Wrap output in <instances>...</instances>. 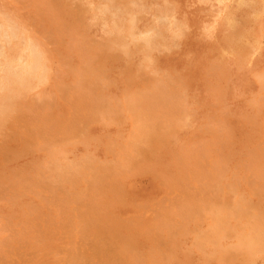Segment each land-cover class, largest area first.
Wrapping results in <instances>:
<instances>
[{
    "label": "rangeland",
    "instance_id": "374dc122",
    "mask_svg": "<svg viewBox=\"0 0 264 264\" xmlns=\"http://www.w3.org/2000/svg\"><path fill=\"white\" fill-rule=\"evenodd\" d=\"M25 1H26V3H25ZM87 1L88 2H86L85 0H34V1L33 0H19V1H17V0H12V1L11 0H1V2H0V17H1L0 21H2L3 19H4L3 21H7L9 19L8 21H11V22L15 23L16 25H18L19 34H21V35L23 34L24 36L28 35L27 37L31 36L30 38L34 37L33 39H35V41L38 44L40 42L41 45L39 44V46L40 47L42 46L41 49L43 50V52H45L44 56L46 55L44 57V59H45L44 61H45L46 67H47L46 68V76H45L46 79L44 78L41 82H39L37 87L22 88L19 92L12 93L9 97H7L8 95L5 96L4 94L0 95V104L3 102V105L0 107V109H1L0 110V121H1L0 122V128H1L0 129V137H1L0 138V186H1L0 187V192H1L0 193V196H1V198H0V206H1L0 207V230H1L0 231V236H1L0 237V249L1 250L0 251H2V252H0V254L2 253L0 255V264H2V263L3 264H14V263L15 264H81V263L82 264H102V263L103 264H116V263L117 264L118 263L119 264H125V263L129 264V262H130V264H149V263L150 264H159L160 262H161L160 264H210V263L211 264H222V263L223 264H242V263L243 264H250V263L251 264H258V263L262 264V262L264 264V258H263L264 257V254H263L264 253V242L262 245L258 244V246L254 249H247V248H244V247L237 245V240H238L239 235L245 237L248 233L251 232V230L254 227H257V226H262L264 228V209H263V207H264V184H262V183H264V162H263L264 160H262V159H264L263 158L264 157V140H263L264 134H262V133H264L263 132L264 130H262V129H264V126H263L264 125V123H263L264 122V118H263L264 117V108H262V107H264V47H263L264 46V44H263L264 43V0H251V1L250 0H241V1L240 0H223V1L222 0H213V1L212 0H165L166 2L164 0L163 1L162 0H158V1L157 0H144V1L143 0H134V1L133 0H117V1L116 0H113V1L112 0H97V2L95 0H87ZM89 1H90V3H89ZM242 1H244V2H242ZM20 2L22 3V5ZM16 3H17V5H15ZM40 3H42V5ZM47 3H48V5H47ZM248 4H251V5H248ZM187 5H189V6H187ZM52 6H53V8H52ZM127 6H130V7L127 9ZM6 7H8V8H6ZM33 7H36V8H33ZM92 7L93 8L95 7V8L93 9ZM250 7H251V9H250ZM17 8L19 9V11ZM26 8H27V11L25 10ZM120 8H122V10ZM50 9H52V10H50ZM58 9H60V10H58ZM129 9H130V11H129ZM139 9H140V11H139ZM157 9H158V11H157ZM136 10H137V12H136ZM252 10H253V12H252ZM153 11L156 12V15H155V12H153ZM94 12H96V13H94ZM112 12H115V14L112 15L113 14ZM132 12H134L136 15V23L135 24H136L137 30L138 29L139 30L150 29L151 33L156 36L155 37L153 35V37H152L153 39L151 40V42L148 46H146L141 41H138V40L135 41V39L133 41V38L128 34L129 32H127L128 31L127 29L130 25V22L128 24L127 21H129L130 13H132ZM215 12H217V13H215ZM15 13H17V14H15ZM35 13H36V15H35ZM42 13H44V14H42ZM10 14L16 20H14L10 16ZM243 14L244 15L246 14V15L244 16ZM3 15H5V16H3ZM66 15H68V17ZM91 16H92V18H91ZM2 17H4V18H2ZM104 17H105V19H103ZM118 17H120V18H118ZM156 17H157V20H156ZM248 17L249 18L251 17V18L249 19ZM176 18L178 19V21ZM240 18H241V20H240ZM122 19L123 20L125 19V20L123 21ZM246 19H248V21ZM92 20L94 21V23ZM181 20H183V21H181ZM231 20H233L235 22H231ZM107 22H109V23H107ZM112 22H114V23H112ZM177 22H179V23H177ZM31 23H33V24H31ZM125 23H127V24H125ZM164 23H165V25H164ZM166 23H167V25H166ZM108 24L119 25L120 30H118V31L115 30L114 32H111L110 31V25H108ZM216 24H218V25H216ZM231 24H233V25H231ZM54 25L55 26L57 25V26L55 27ZM104 25L106 27H102ZM148 25H149V27H148ZM166 26H167V28H166ZM206 26H208V27H206ZM230 26L232 28H230ZM245 27H246V29H245ZM159 28L160 29L163 28V30L162 29L160 30ZM184 28H185V30H184ZM82 29H83V31H81ZM98 29H100V30H98ZM168 29H171V31ZM248 30H249V32H248ZM213 32H215V33H213ZM222 32H224V33H222ZM227 32H228V34H226ZM103 33H105V34H103ZM107 33H108V35H107ZM157 33L160 35H158ZM232 33H233V35H232ZM242 34H243V37H242ZM59 36H61V37H59ZM68 36H69V38H68ZM159 36H162V37L160 38ZM197 36H199V37H197ZM42 38L45 41L42 40ZM88 38L89 39L93 38L92 39L93 41L89 40ZM223 38H224V40H223ZM179 39H180V41H179L180 43L177 41ZM41 40H42V42H41ZM46 40L49 43H47ZM99 40H100V43H99ZM87 41H88V43H87ZM96 41H98V42H96ZM157 41H159V42H157ZM160 42H162V43H160ZM97 43L102 47L97 45ZM112 43H114V44H112ZM242 43H245V44L242 45ZM48 44H51L52 46L48 45ZM101 44H103V45H101ZM116 44L119 46H117ZM121 44L123 46H121ZM132 44H133V46H132ZM138 44H140V45H138ZM227 44H229V45H227ZM124 45L126 48H124ZM160 45H163V46H160ZM87 46H89V47H87ZM120 46H121V48H119ZM140 46H142V48ZM167 46H169V47H167ZM18 47L20 48V46H17V45H15V47L13 46L12 49H10L11 52L16 53V51L19 50ZM109 47H110V50L108 49ZM143 47H145V48H143ZM158 47L160 50L158 49ZM257 47H258V49H256ZM95 48H97V49H95ZM230 48H233L232 50L235 49L236 51L234 50L232 52V50ZM101 49H102V51H101ZM117 49L118 50L120 49V50L118 51ZM136 49H137V51H136ZM139 49H141V50H139ZM157 49L159 51H156ZM175 51H177V52H175ZM144 52H146L147 54ZM158 52H160V53H158ZM124 53L125 54L128 53V54L125 55ZM140 53L143 55L141 56ZM217 53H218V55H217ZM131 54H132V56H131ZM109 55H110V57H109ZM115 55H117V56H115ZM262 55H263V57H262ZM55 56H56V58H55ZM173 56H175V57H173ZM138 57H140V58H138ZM152 57H154V58H152ZM145 58L146 59L148 58V59L146 60ZM150 58H151V60H150ZM208 58H209V60H208ZM249 58H251V59H249ZM77 59H79V60H77ZM231 59H233V60H231ZM192 60H193V62H192ZM234 60L235 61L237 60V61L235 62ZM151 61H153V62H151ZM187 63H189V64H187ZM54 64H55V66H54ZM127 64H128V66H127ZM192 65H193V67H192ZM67 66H68V68H67ZM163 66H165V67H163ZM122 67H124V68H122ZM253 67H254V69H253ZM259 67L261 69H259ZM105 69H106V71H105ZM132 69H133V71H132ZM164 69H165V71H164ZM146 70H147V72H146ZM166 70H168V72ZM170 70H171V72H170ZM208 70H211V71L209 72ZM83 71H84V73H83ZM68 72H70V73H68ZM192 72H193V74H192ZM73 75H74V77H73ZM113 75L115 77H113ZM189 75H190V77H189ZM54 76H56V77H54ZM166 76H167V78H166ZM220 76H222V77H220ZM158 77H160V78H158ZM191 78H192V80L190 81L189 79H191ZM213 79L215 82L213 81ZM115 80H117V81H115ZM252 80H254V81H252ZM148 81H150V83ZM187 81H189V83ZM70 82L72 85H70ZM80 82H81V84H80ZM92 82H94V83H92ZM209 82H210V85H209ZM48 84H50V85H48ZM57 84H59V85H57ZM181 84H182V87H181ZM97 85L99 87H97ZM194 85H196V86H194ZM49 86H50V88H49ZM103 86H105V87H103ZM237 86H238V88H237ZM55 87H56V89H55ZM79 87H81V89ZM88 87H89V89H88ZM153 87H154V89H153ZM208 87H210V88H208ZM36 88H37V90H35ZM100 88H102V89H100ZM121 88H123V89H121ZM155 88L158 89V91ZM62 89H64V90H62ZM65 89H67V90L65 91ZM251 89H252V91H251ZM68 90H69V92L71 91L73 94L69 93ZM79 90H80V92H79ZM90 90H91V92H90ZM116 91H118V92H116ZM58 92L61 94H58ZM137 92H139V93H137ZM146 92L149 94H147ZM162 92H164V93H162ZM212 92H213V94H212ZM248 92H249V94H248ZM66 93H67L68 97H66ZM195 93H197V94H195ZM216 93H217V95H215ZM244 93H246V95ZM109 94H111V96ZM205 94H207V95L205 96ZM161 95H162V97H161ZM165 95H166V98H165ZM60 96H62V97H60ZM125 96H126V98H125ZM187 96H188V98H187ZM31 97H34V98H31ZM51 97H52V99H51ZM43 98H44V100H43ZM171 98H173V99H171ZM5 99H7V100H5ZM11 99H13V100H11ZM188 99H190V100H188ZM191 100H193V101H191ZM46 101H48V103ZM58 101H59V103H58ZM62 101H63V103H62ZM67 101H69L70 103ZM184 101L186 103H184ZM87 102H89V103H87ZM100 102H102V104ZM108 102H110L109 103L110 105L108 104ZM113 102H114V104H113ZM162 102L163 103L165 102V103L162 104ZM191 102L193 105L191 104ZM115 103H117V104H115ZM141 103H143V105H141ZM152 103L155 105H153ZM36 104H38V106ZM51 104H52V106L50 108ZM126 104H128L129 106ZM145 104H148V105H145ZM221 104L223 105V107ZM65 105H67V107ZM130 105H131V107H130ZM215 105L217 107H215ZM30 106L32 107V109ZM91 106H94V107H91ZM103 106H104V109H103ZM141 106H142V108H141ZM150 106H154V108L150 107ZM40 107L42 108V110ZM58 107H61V108L59 109ZM126 107H127V109H126ZM160 107H162V108L160 109ZM244 107H245V109H244ZM66 108H68V109H66ZM222 108H224V109H222ZM18 109H19V111H18ZM153 109H155V110H153ZM45 110H46V112H45ZM93 110H95V111H93ZM102 111L106 112V114ZM109 111L111 112V114ZM144 111H146V112H144ZM1 112H3V113H1ZM228 112H230V114ZM257 112H258V114H257ZM46 113H48V115H46ZM78 113H80V114H78ZM145 113L149 114V115H146ZM92 114L94 116H92ZM97 114H99V116ZM159 114H161V115L159 116ZM88 115H89V117H88ZM106 115H107V117H106ZM145 115H146V117H145ZM192 115H193V118L191 117ZM77 116H78V118H77ZM136 116L139 118H137ZM80 117H82V118H80ZM99 117H101V118H99ZM151 117L152 118L154 117L153 119L155 122L153 121V119ZM56 118H57V120L55 121ZM93 118L95 119V121L93 120ZM102 118H103V120H102ZM262 118H263V121H262ZM44 119H45V121H44ZM77 119H78V122H77ZM96 119H98V120H96ZM104 119H105V121H104ZM111 119H113V120H111ZM142 119H143V121H142ZM164 119H166V121ZM40 120L43 123H41ZM109 120H111V121H109ZM138 120H140L141 122ZM85 121H86V123H85ZM106 121H109V122H106ZM171 121H173L174 123ZM232 121H234V122H232ZM245 121H246V123H245ZM118 122H119V124H118ZM181 122H183V124ZM196 122L197 123L199 122V123L197 124ZM103 123H104V125H103ZM147 123H148V125H150L151 130H149L150 127L147 125ZM227 123H228V125H227ZM129 124L132 127H130ZM138 124H140V125H138ZM56 125H57V128H56ZM116 126H117V128H116ZM119 126L120 127L124 126V127H121L122 128L121 129ZM140 126H142V128H139ZM184 126L186 128L188 126L189 127L186 130V128ZM198 126H199V129H198ZM215 126H217V127H215ZM225 127H226V129H225ZM227 127H229V128H227ZM136 128H138V130ZM146 129L148 130L147 133H143V132H146ZM120 130H124V131H120ZM193 130H195L196 132ZM198 130L199 131L201 130L204 133L201 131L198 132ZM49 131H51V132H49ZM61 131H62V133H61ZM83 132H84L85 136H84ZM108 132H111V133H109V135H108ZM131 132H132V134H131ZM37 133L39 134L38 136L35 135ZM140 133H141V136L139 135ZM1 134H2V136H1ZM28 134H30V135H28ZM54 134H56V135H54ZM96 134L99 136H97ZM179 134H180V137H179ZM196 134L198 135V137ZM211 134H214V135H211ZM58 135L61 137H59ZM51 136L54 138H52ZM64 136H65V138H64ZM92 136H94V137H92ZM110 136H112L114 139ZM139 136H140V138H139ZM152 136H154V137H152ZM66 137H67V139H66ZM73 137H75V138H73ZM83 137H85V138L83 139ZM99 137H102V138L99 139ZM228 137L230 140L228 139ZM115 138H117V139H115ZM188 138H189V140H188ZM57 139H58V141H57ZM109 139L112 141H110ZM118 139H120L121 141H119ZM135 139H137V140H135ZM154 139L158 140V141H155ZM15 140H17V141H15ZM28 140H30V141H28ZM107 140H108V142H107ZM236 140H238V141H236ZM35 141H36V143H33ZM104 141L106 142V144ZM113 141L116 143H114ZM15 142H16V144H15ZM158 142L161 144H159ZM173 142H175V143H173ZM177 142H178V144H177ZM61 143L67 147H65V146L63 147V145L61 146ZM79 143H81V144H79ZM84 143H85V145H84ZM117 143L119 145L122 144L121 146H124V147L119 146ZM209 143H210V145H209ZM94 144H96V145H94ZM129 144H130V146H129ZM140 144L142 145V147L140 146ZM154 144L155 145L157 144L156 145L157 147ZM173 144H175V145H173ZM52 145H53V147H52ZM56 145H57V147H56ZM172 145H173V147H172ZM226 145L228 147H226ZM254 145H255V147H254ZM26 146H28V147H26ZM143 146H145V147H143ZM73 147L75 148V150ZM114 147H115V149H117V151L114 149ZM252 147H253V149H252ZM26 148H28V149H26ZM53 148H55L54 149L55 151L53 150ZM130 148H132V151ZM21 149H22V152H21ZM30 149H31V151H30ZM45 149L46 150L48 149V150L46 151ZM57 149H58V151H57ZM123 149H124V151H123ZM212 149H213V151H212ZM257 149H258V151L260 149V151L258 152ZM59 150L62 152H60ZM150 150H152V152ZM108 151H110V152H108ZM134 151L136 154L133 153ZM234 151H235V154H234ZM246 151H248V152H246ZM24 152L26 155L24 154ZM52 152H53V154H52ZM59 152L61 154H59ZM124 152H126V153H124ZM174 152L176 153V155ZM239 152H240V156H239ZM113 153H114V155H113ZM128 153L130 154V156L128 155ZM151 153H152V155H151L152 157L150 156ZM198 153H200V154L198 155ZM206 153H207V155H206ZM21 154H22V156H21ZM49 154H50V156H49ZM116 154H117V158H116ZM124 154H125V156H123ZM164 155H165V157H164ZM242 155H244V156L242 157ZM38 156H40V157H38ZM64 156L67 158H65ZM127 156H128V158H126ZM132 156H133V158H132ZM134 156H136V157H134ZM188 156H189V158H188ZM193 156H194V158H193ZM234 156H235V158H234ZM260 157H262V158H260ZM51 158H52V160H51ZM105 158H107L108 160H105ZM121 159H123L124 161ZM171 159L172 160L174 159V160L171 161ZM191 159H193V160H191ZM195 159H196V161H195ZM82 160L85 162L83 163ZM86 160H88V161H86ZM115 160H116V162H115ZM117 160L119 161V163H117L118 162ZM126 160H128V161H126ZM167 160L171 161L172 163L167 161ZM176 160H178V161H176ZM233 160H235V162ZM14 161H15V163H13ZM46 161H47L48 165L45 164ZM121 161H123V163ZM185 161H186V163H185ZM21 162L22 163L24 162V163L22 164ZM71 162H72V164L74 163L73 164L74 166L71 164ZM141 162H143V163H141ZM187 162H188V166H187ZM241 162H242V164H241ZM10 163H11V165H10ZM86 163H88V165ZM161 164H163V165H161ZM41 165L43 167H41ZM58 165H60V167ZM83 165L85 168L83 167ZM66 166H68L69 168L68 167L66 168ZM129 166H131V167H129ZM181 166L182 167L184 166V167L182 168ZM232 166H234V167H232ZM237 166L238 167L240 166L241 169H240V167L238 168ZM5 167H7L8 169H6ZM73 167H74V169H73ZM81 167H82V169H81ZM86 167L88 168V170ZM101 167H103V169ZM120 167H122V169ZM125 168H127L128 171ZM235 168H236V171H235ZM19 169L21 172L19 171ZM54 169H55V171H54ZM105 169H107V171ZM150 169H152L151 171H153L155 173L151 172ZM155 169H157V170H155ZM28 170H29V172H28ZM66 170L70 171L71 173L68 171L66 172ZM39 171H40V173H38ZM103 171H105V172H103ZM114 171L117 172L118 176H117L116 172H114ZM231 171H232V173H231ZM45 172H46V174H45ZM91 172H92V174H91ZM121 172L122 173L124 172L123 174L125 176ZM177 172H179V173H177ZM58 173H60V174L58 175ZM54 174H56V175H54ZM62 174H66V175L64 176ZM111 174L113 177L111 176ZM33 175H35V176H33ZM83 175H84V177H83ZM88 176H90V177H88ZM145 176H147V177H145ZM148 176H151V177H148ZM37 177H38V179H37ZM41 177H42V179H41ZM71 177H73V178L71 179ZM233 177H235V178H233ZM52 178L55 181L52 180ZM79 178H80V180H79ZM48 179H50V180H48ZM56 179H59V180H56ZM76 179H77V181H76ZM95 179L97 181H94ZM146 179H148V180H146ZM215 179H217V180H215ZM116 181H118V182H116ZM40 182H42V183H40ZM47 182H49V183H47ZM86 182H87V184H86ZM176 182L178 184H176ZM246 182H248V183H246ZM249 182H250V184H249ZM32 183H34V185ZM56 183H58V184H56ZM238 183H239V186H238ZM52 184H54L53 187H52ZM116 184H118V186ZM144 184H147V185H144ZM12 185H13V187H12ZM170 185H171V187L169 188L168 186H170ZM248 185H249L250 190L248 189ZM78 186H80V187H78ZM159 186H160V188H159ZM87 187H88V189H87ZM165 187H166V189H165ZM16 188H18V189H16ZM24 189H26V190H24ZM104 189L107 190V192ZM252 189H254V190H252ZM5 190H6V192H5ZM28 190H29V192H28ZM60 190H63L64 192H62V191L60 192ZM101 190H103V191H101ZM109 190H110V192H109ZM112 190H114V192H111ZM209 190H210V193L212 192V195L209 193ZM214 190H216V191H214ZM67 191H68V196H67ZM179 191L182 193H180ZM183 191H185V193ZM125 192H127V193L124 194ZM70 193H72V194H70ZM23 194H24L26 200L24 199ZM72 195H74V196H72ZM169 195H171V196H169ZM210 195L212 197H210ZM253 195L256 197H254ZM105 196H106V198H105ZM110 196H114V197L112 198ZM227 196L229 198H227ZM76 197H77V199H76ZM118 197L121 200H119ZM3 198H5V199H3ZM98 198H99V200H98ZM194 198H195V200H193ZM1 200H3V201L1 202ZM64 200H66V201H64ZM75 200H76V202H75ZM143 200H144V202H142ZM103 201H105V202H103ZM140 201H141V203H140ZM82 202L83 203L85 202V204H83ZM155 202L157 203L156 205H155ZM249 202H250V204H249ZM88 203H90V204H88ZM135 203H137V205ZM256 203L258 205H256ZM19 204H21V207H19L20 206ZM169 204H171V205H169ZM220 204L222 206H220ZM53 205H55V206H53ZM166 205H168V207ZM201 205L202 206L204 205V206L202 207ZM262 205H263V207H261ZM69 206H70V208H69ZM104 206H107V207H104ZM195 207H197V208H195ZM227 207H229V209H227ZM5 208H7V209H5ZM8 208H10V209L8 210ZM158 208H159V210H158ZM161 208L162 209L164 208L165 210H162ZM220 208L221 209L223 208V209L221 210ZM103 209H104V211H103ZM219 209L221 210V212ZM17 210H18V212H17ZM76 210H77V212H76ZM210 210L212 211V213ZM239 210H243V211L240 212ZM57 211H59L60 215L58 214ZM118 211H120V213ZM171 211H172V213H171ZM193 211H195V212L193 213ZM202 211H203V213H202ZM1 212H3V213H1ZM93 212H95V214ZM105 212H107V214ZM166 212H168V213H166ZM197 212H198V214H196ZM62 213H64V214H62ZM170 213H171V215H170ZM219 213H221L222 218L219 215ZM232 213H234L233 214L234 216L232 215ZM44 214H45V216H44ZM66 214H67V216H66ZM101 214H103V215H101ZM127 214H129V215H127ZM132 214H135V215H132ZM208 214H210V215H208ZM223 214H224V216H223ZM33 215L35 218L33 217ZM117 215H118V217H117ZM143 215H144V217H143ZM198 215H199V218H198ZM132 216H133V219H132ZM135 216H136V218H135ZM107 217H109V218H107ZM110 217H113V218L110 219ZM39 218L42 219L43 221L40 220ZM88 218H90L91 220H89ZM150 218H153V219L150 220ZM187 218H188V220H187ZM22 219H24V220H22ZM108 219H110V221ZM137 219L139 220V222L137 221ZM214 219L217 220L216 221L217 224H216ZM5 220H7V221H5ZM57 220H59V221H57ZM120 220H121V222H120ZM126 220H129L131 224L129 223V221H127L128 222L127 223ZM44 221H46V222H44ZM68 221L70 222L71 227L69 226ZM145 221L146 222L148 221L147 223L149 225ZM150 221L152 224L150 223ZM165 221H166V223H165ZM116 222H117V225L115 224ZM233 223H235V224H233ZM49 224H50V226H49ZM99 224L101 227L99 226ZM124 224H125V226L127 225V227H125ZM140 224H142V225H140ZM236 224H237V226H236ZM52 225H54V226H52ZM56 225H58L59 227ZM227 225H228V227H227ZM107 226H110V227H107ZM2 227H3L4 231L2 230ZM21 227H22V229H21ZM27 227H29V229H27ZM54 227L56 230H54ZM63 227H64V229H63ZM102 227L104 230L102 229ZM139 227H140V229H139ZM145 227H146V230H145ZM149 227H150V229H149ZM230 227H231V229H230ZM234 227H235V229H234ZM239 227H240V229H239ZM245 227H246V229H245ZM116 229L118 230V232L116 231ZM152 229H154V230H152ZM243 229H244V231H243ZM20 230L23 231V233ZM28 230H29V232H28ZM74 230H76V231H74ZM119 230H120V232H119ZM139 230L141 231V234H140ZM208 230H210V231H208ZM245 230H247V231H245ZM71 231H72V233H71ZM145 231H147V232L145 233ZM182 231H183V233H182ZM26 232H28V233H26ZM60 233L63 235H61ZM86 233L88 236H86ZM122 233H124V234H122ZM129 233H130V235H129ZM151 233L152 234L154 233L153 236ZM165 233H167V234H165ZM170 233H171V235H170ZM185 233H187V234H185ZM243 233H245V234H243ZM48 234H49V236H48ZM144 234H145L146 238L144 237ZM23 235H25L24 238L22 237ZM117 235H118V238H117ZM133 235L135 237H133ZM183 235L185 236V239H184ZM193 235H195L196 241H195V237ZM201 235H202V237H201ZM66 236L68 237V239ZM120 236H121V238H119ZM126 236H128V237H126ZM172 236H174V237H172ZM4 237H6V238H4ZM129 237H130V239H129ZM15 238H18V239L16 240ZM28 238H29V240H28ZM22 239H24V240L21 241ZM98 239H99V241L97 242ZM60 240L62 241V243ZM18 241H20V243ZM25 241H26V244H25ZM58 241H59V243H58ZM63 241H64V243H63ZM83 242H85V243H83ZM217 242H219V243H217ZM47 243H49V244H47ZM54 243H56V244H54ZM169 243H170V245H169ZM223 243H224V245H223ZM148 244H149V246H148ZM209 244H211L212 246ZM35 245L37 247H35ZM39 245H42V246H39ZM52 245H54L55 247ZM122 245H123V247H122ZM190 247H191V249H190ZM212 247H213V249H212ZM106 248H107V250H106ZM123 248H125V249H123ZM164 248H165V250H164ZM258 248H260V249H258ZM13 249H14V251H13ZM94 249H95V251H94ZM149 249H151V250H149ZM17 251H18V253H17ZM182 251H184V252H182ZM207 251H209V252H207ZM7 253H9V254H7ZM35 253H37V254H35ZM146 253H148L147 257H146V255H147ZM189 253H190V255H189ZM74 254H77V255H74ZM219 254L221 256H219ZM101 255H103V256H101ZM6 256H9V258ZM143 256L146 258L145 260L147 262L149 260L150 261L147 263L144 260ZM152 256H154V257H152ZM190 256L192 258L194 257V259L196 261L194 259H192ZM10 257H12V259ZM17 257H18V259H17ZM70 257H71V259H70ZM75 257H77V259ZM96 257H97V259H96ZM223 257H224V259H223ZM260 257H261V259H259ZM79 258H80V260H79ZM115 258H116V260H115ZM134 258H135V260H134ZM186 258H188V259H186ZM200 258H201V260H200ZM20 259H21V261H20ZM109 259H111V260H109ZM131 259H132V261H131ZM86 260H88V261H86ZM90 260H91V262H90ZM114 260H115V262H114ZM152 260H153V262H152ZM238 260H239V262H238ZM58 262H60V263H58ZM193 262H195V263H193Z\"/></svg>",
    "mask_w": 264,
    "mask_h": 264
},
{
    "label": "bare ground",
    "instance_id": "6f19581e",
    "mask_svg": "<svg viewBox=\"0 0 264 264\" xmlns=\"http://www.w3.org/2000/svg\"><path fill=\"white\" fill-rule=\"evenodd\" d=\"M12 1V0H11ZM17 1H19V0H17ZM34 1V0H33ZM86 2H88L87 0H85ZM96 2H97V0H95ZM113 1V0H112ZM117 1V0H116ZM134 1V0H133ZM144 1V0H143ZM158 1V0H157ZM163 1V0H162ZM165 1V0H164ZM213 1V0H212ZM223 1V0H222ZM241 1V0H240ZM251 1V0H250ZM0 2H1V0H0ZM59 2V1H58ZM65 2V1H64ZM63 2V3H64ZM75 2V1H74ZM120 2V1H119ZM151 2V1H150ZM161 2V1H160ZM166 2V1H165ZM205 2V1H204ZM242 2H244V1H242ZM241 2V3H242ZM12 3V2H11ZM21 3V2H20ZM25 3H26V1H25ZM66 3V2H65ZM68 3V2H67ZM71 3V2H70ZM85 3V2H84ZM89 3H90V1H89ZM108 3V2H107ZM140 3V2H139ZM138 3V4H139ZM144 3V2H143ZM147 3V2H146ZM168 3V2H167ZM240 3V4H241ZM252 3V2H251ZM3 4V3H2ZM13 4V3H12ZM41 5H42V3H40ZM62 4V3H61ZM73 4V3H72ZM88 4V3H87ZM95 4V3H94ZM114 4V3H113ZM121 4V3H120ZM119 4V5H120ZM128 4V3H127ZM130 4V3H129ZM135 4V3H134ZM169 4V3H168ZM245 4V3H244ZM15 5H17V3L15 4ZM19 5V4H18ZM21 5H22V3H21ZM47 5H48V3H47ZM107 5V4H106ZM118 5V4H117ZM155 5V4H154ZM242 5V4H241ZM248 5H251V4H248ZM255 5V4H254ZM260 5V4H259ZM5 6V5H4ZM9 6V5H8ZM13 6V5H12ZM24 6V5H23ZM34 6V5H33ZM46 6V5H45ZM64 6V5H63ZM77 6V5H76ZM93 6V5H92ZM105 6V5H104ZM132 6V5H131ZM169 6V5H168ZM187 6H189V5H187ZM243 6V5H242ZM262 6V5H261ZM15 7V6H14ZM13 7V8H14ZM47 7V6H46ZM90 7V6H89ZM112 7V6H111ZM130 6H127V9L129 8ZM136 7V6H135ZM162 7V6H161ZM166 7V6H165ZM164 7V8H165ZM252 7V6H251ZM251 7H250V9H251ZM260 7V6H259ZM6 8H8V7H6ZM33 8H36V7H33ZM52 8H53V6H52ZM68 8V7H67ZM93 8V7H92ZM95 8V7H94ZM93 8V9H94ZM123 8V7H122ZM122 8H120L121 10H122ZM147 8V7H146ZM11 9V8H10ZM15 9V8H14ZM18 9V8H17ZM92 9V10H93ZM133 9V8H132ZM143 9V8H142ZM149 9V8H148ZM9 10V9H8ZM16 10V9H15ZM26 11H27V8L25 9ZM46 10V9H45ZM50 10H52V9H50ZM58 10H60V9H58ZM82 10V9H81ZM90 10V9H89ZM99 10V9H98ZM104 10V9H103ZM117 10V9H116ZM125 10V9H124ZM123 10V11H124ZM163 10V9H162ZM161 10V11H162ZM220 10V9H219ZM257 10V9H256ZM11 11V10H10ZM18 11H19V9H18ZM24 11V10H23ZM102 11V10H101ZM100 11V12H101ZM119 11V10H118ZM129 11H130V9H129ZM139 11H140V9H139ZM138 11V12H139ZM157 11H158V9H157ZM244 11V10H243ZM12 12V11H11ZM32 12V11H31ZM58 12V11H57ZM86 12V11H85ZM106 12V11H105ZM121 12V11H120ZM119 12V13H120ZM136 12H137V10H136ZM153 12H155V11H153ZM218 12V11H217ZM217 12H215V13H217ZM252 12H253V10H252ZM251 12V13H252ZM255 12V11H254ZM13 13V12H12ZM23 13V12H22ZM33 13V12H32ZM31 13V14H32ZM61 13V12H60ZM80 13V12H79ZM89 13V12H88ZM94 13H96V12H94ZM113 14L112 15H114L115 14V12H112ZM144 13V12H143ZM148 13V12H147ZM158 13V12H157ZM160 13V12H159ZM168 13V12H167ZM166 13V14H167ZM257 13V12H256ZM15 14H17V13H15ZM29 14V13H28ZM42 14H44V13H42ZM127 14V13H126ZM171 14V13H170ZM9 15V14H8ZM13 15V14H12ZM21 15V14H20ZM34 15V14H33ZM35 15H36V13H35ZM94 15V14H93ZM92 15V16H93ZM111 15V14H110ZM125 15V14H124ZM145 15V14H144ZM155 15H156V12H155ZM159 15V14H158ZM169 15V14H168ZM167 15V16H168ZM175 15V14H174ZM217 15V14H216ZM244 15V14H243ZM242 15V16H243ZM246 15V14H245ZM244 15V16H245ZM250 15V14H249ZM253 15V14H252ZM3 16H5V15H3ZM10 16H11V14H10ZM17 16V15H16ZM39 16V15H38ZM47 16V15H46ZM67 17H68V15H66ZM92 16H91V18H92ZM103 16V15H102ZM151 16V15H150ZM187 16V15H186ZM234 16V15H233ZM255 16V15H254ZM12 17V16H11ZM20 17V16H19ZM23 17V16H22ZM27 17V16H26ZM122 17V16H121ZM128 17V16H127ZM152 17V16H151ZM159 17V16H158ZM164 17V16H163ZM174 17V16H173ZM1 18V17H0ZM2 18H4V17H2ZM13 18V17H12ZM32 18V17H31ZM30 18V19H31ZM49 18V17H48ZM54 18V17H53ZM95 18V17H94ZM101 18V17H100ZM116 18V17H115ZM118 18H120V17H118ZM126 18V17H125ZM209 18V17H208ZM231 18V17H230ZM235 18V17H234ZM249 18V17H248ZM251 18V17H250ZM249 18V19H250ZM256 18V17H255ZM14 19V18H13ZM19 19V18H18ZM26 19V18H25ZM46 19V18H45ZM88 19V18H87ZM96 19V18H95ZM103 19H105V17L103 18ZM108 19V18H107ZM113 19V18H112ZM174 19V18H173ZM177 19V18H176ZM184 19V18H183ZM215 19V18H214ZM236 19V18H235ZM4 20V19H3ZM0 21V95L1 94H4L5 96H7V97H9L12 93H16V92H19L22 88H25V87H37V85L39 84V82H41L44 78H45V76H46V64H45V59H44V57L46 56H44V53L45 52H43V50L41 49V47L39 46V44H40V42H39V44L35 41V39H33L34 37H32V38H30V37H27V36H24L23 34L21 35V34H19V32H18V25H16L15 23H13V22H11V21ZM14 20H16V19H14ZM39 20V19H38ZM59 20V19H58ZM64 20V19H63ZM86 20V19H85ZM117 20V19H116ZM119 20V19H118ZM123 20V19H122ZM125 20V19H124ZM123 20V21H124ZM127 20V19H126ZM156 20H157V17H156ZM160 20V19H159ZM187 20V19H186ZM189 20V19H188ZM212 20V19H211ZM210 20V21H211ZM240 20H241V18H240ZM247 21H248V19H246ZM256 20V19H255ZM18 21V20H17ZM28 21V20H27ZM46 21V20H45ZM67 21V20H66ZM89 21V20H88ZM93 21V20H92ZM91 21V22H92ZM109 21V20H108ZM111 21V20H110ZM115 21V20H114ZM120 21V20H119ZM145 21V20H144ZM143 21V22H144ZM177 21H178V19H177ZM181 21H183V20H181ZM217 21V20H216ZM254 21V20H253ZM104 22V21H103ZM126 22V21H125ZM129 22H130V25H129V27H128V31L127 32H129L128 34L133 38V41H134V39H135V41L136 40H138V41H141L142 43H144L146 46H148L149 44H150V42H151V40L153 39L152 37H153V35L154 34H152L151 33V30L150 29H146V30H137V27H136V15H135V13L134 12H132V13H130V18H129V21H127V23L129 24ZM157 22V21H156ZM171 22V21H170ZM173 22V21H172ZM214 22V21H213ZM231 22H235V21H233V20H231ZM230 22V23H231ZM40 23V22H39ZM59 23V22H58ZM90 23V22H89ZM93 23H94V21H93ZM107 23H109V22H107ZM112 23H114V22H112ZM123 23V22H122ZM127 23H125V24H127ZM139 23V22H138ZM159 23V22H158ZM177 23H179V22H177ZM229 23V24H230ZM18 24V23H17ZM25 24V23H24ZM30 24V23H29ZM31 24H33V23H31ZM62 24V23H61ZM83 24V23H82ZM97 24V23H96ZM102 24V23H101ZM106 24V23H105ZM152 24V23H151ZM157 24V23H156ZM163 24V23H162ZM173 24V23H172ZM50 25V24H49ZM71 25V24H70ZM84 25V24H83ZM86 25V24H85ZM89 25V24H88ZM108 25H110V24H108ZM147 25V24H146ZM159 25V24H158ZM164 25H165V23H164ZM166 25H167V23H166ZM169 25V24H168ZM206 25V24H205ZM216 25H218V24H216ZM231 25H233V24H231ZM248 25V24H247ZM22 26V25H21ZM26 26V25H25ZM40 26V25H39ZM55 26V25H54ZM57 26V25H56ZM55 26V27H56ZM101 26V25H100ZM250 26V25H249ZM248 26V27H249ZM64 27V26H63ZM75 27V26H74ZM102 27H106L105 25L104 26H102ZM148 27H149V25H148ZM160 27V26H159ZM173 27V26H172ZM175 27V26H174ZM206 27H208V26H206ZM205 27V28H206ZM211 27V26H210ZM32 28V27H31ZM65 28V27H64ZM98 28V27H97ZM96 28V29H97ZM101 28V27H100ZM124 28V27H123ZM142 28V27H141ZM153 28V27H152ZM166 28H167V26H166ZM191 28V27H190ZM230 28H232L231 26H230ZM70 29V28H69ZM81 29V28H80ZM94 29V28H93ZM92 29V30H93ZM126 29V28H125ZM154 29V28H153ZM160 29V28H159ZM162 30H163V28H161ZM160 29V30H161ZM188 29V28H187ZM245 29H246V27H245ZM35 30V29H34ZM55 30V29H54ZM78 30V29H77ZM91 30V29H90ZM95 30V29H94ZM98 30H100V29H98ZM103 30V29H102ZM115 30H120V27H119V25H116V24H113V25H110V31L111 32H114ZM159 30V31H160ZM168 30H170L171 31V29H168ZM184 30H185V28H184ZM203 30V29H202ZM209 30V29H208ZM243 30V29H242ZM33 31V30H32ZM40 31V30H39ZM66 31V30H65ZM64 31V32H65ZM79 31V30H78ZM81 31H83V29L81 30ZM86 31V30H85ZM169 31V32H170ZM173 31V30H172ZM178 31V30H177ZM235 31V30H234ZM241 31V30H240ZM28 32V31H27ZM63 32V33H64ZM163 32V31H162ZM166 32V31H165ZM225 32V31H224ZM224 32H222V33H224ZM233 32V31H232ZM242 32V31H241ZM245 32V31H244ZM248 32H249V30H248ZM33 33V32H32ZM31 33V34H32ZM38 33V32H37ZM58 33V32H57ZM89 33V32H88ZM117 33V32H116ZM115 33V34H116ZM160 33V32H159ZM167 33V32H166ZM171 33V32H170ZM205 33V32H204ZM213 33H215V32H213ZM36 34V33H35ZM40 34V33H39ZM52 34V33H51ZM103 34H105V33H103ZM127 34V33H126ZM158 34V33H157ZM162 34V33H161ZM201 34V33H200ZM219 34V33H218ZM226 34H228V32L226 33ZM37 35V34H36ZM65 35V34H64ZM79 35V34H78ZM107 35H108V33H107ZM106 35V36H107ZM158 35H160V34H158ZM187 35V34H186ZM232 35H233V33H232ZM235 35V34H234ZM128 36V35H127ZM129 36V37H130ZM155 36V35H154ZM172 36V35H171ZM170 36V37H171ZM181 36V35H180ZM179 36V37H180ZM210 36V35H209ZM223 36V35H222ZM229 36V35H228ZM256 36V35H255ZM43 37V36H42ZM49 37V36H48ZM59 37H61V36H59ZM67 37V36H66ZM156 37V36H155ZM154 37V38H155ZM160 38L162 37V36H159ZM197 37H199V36H197ZM205 37V36H204ZM242 37H243V34H242ZM241 37V38H242ZM257 37V36H256ZM37 38V37H36ZM68 38H69V36H68ZM99 38V37H98ZM108 38V37H107ZM158 38V37H157ZM172 38V37H171ZM170 38V39H171ZM177 38V37H176ZM222 38V37H221ZM38 39V38H37ZM71 39V38H70ZM89 39V38H88ZM93 39V38H92ZM92 39H89V40H92ZM124 39V38H123ZM131 39V38H130ZM173 39V38H172ZM213 39V38H212ZM233 39V38H232ZM236 39V38H235ZM234 39V40H235ZM238 39V38H237ZM42 40H44L43 38H42ZM42 40H41V42H42ZM48 40V39H47ZM46 40V41H47ZM126 40V39H125ZM160 40V39H159ZM223 40H224V38H223ZM38 41V40H37ZM45 41V40H44ZM43 41V42H44ZM93 41V40H92ZM109 41V40H108ZM107 41V42H108ZM156 41V40H155ZM175 41V40H174ZM178 42L180 41V39L179 40H177ZM228 41V40H227ZM237 41V40H236ZM240 41V40H239ZM244 41V40H243ZM66 42V41H65ZM96 42H98V41H96ZM95 42V43H96ZM110 42V41H109ZM122 42V41H121ZM153 42V41H152ZM157 42H159V41H157ZM165 42V41H164ZM169 42V41H168ZM177 42V43H178ZM224 42V41H223ZM234 42V41H233ZM241 42V41H240ZM245 42V41H244ZM262 42V41H261ZM47 43H49L48 41H47ZM52 43V42H51ZM86 43V42H85ZM87 43H88V41H87ZM99 43H100V40H99ZM136 43V42H135ZM134 43V44H135ZM139 43V42H138ZM155 43V42H154ZM153 43V44H154ZM160 43H162V42H160ZM175 43V42H174ZM180 43V42H179ZM227 43V42H226ZM238 43V42H237ZM236 43V44H237ZM253 43V42H252ZM77 44V43H76ZM110 44V43H109ZM112 44H114V43H112ZM126 44V43H125ZM156 44V43H155ZM167 44V43H166ZM172 44V43H171ZM197 44V43H196ZM234 44V43H233ZM243 44H245V43H242V45ZM264 44V43H263ZM15 45H17V46H20V48L18 47V51H16V53H12L11 52V50L10 49H12V47L14 46L15 47ZM41 45V44H40ZM43 45V44H42ZM47 45V44H46ZM45 45V46H46ZM48 45H51V44H48ZM90 45V44H89ZM97 45H99L98 43H97ZM101 45H103V44H101ZM117 45V44H116ZM128 45V44H127ZM138 45H140V44H138ZM144 45V46H145ZM157 45V44H156ZM227 45H229V44H227ZM52 46V45H51ZM50 46V47H51ZM60 46V45H59ZM93 46V45H92ZM100 46V45H99ZM98 46V47H99ZM117 46H119V45H117ZM121 46H123L122 44H121ZM121 46L119 47V48H121ZM132 46H133V44H132ZM160 46H163V45H160ZM177 46V45H176ZM235 46V45H234ZM240 46V45H239ZM87 47H89V46H87ZM86 47V48H87ZM100 47H102V46H100ZM129 47V46H128ZM141 48H142V46H140ZM167 47H169V46H167ZM249 47V46H248ZM253 47V46H252ZM264 47V46H263ZM91 48V47H90ZM115 48V47H114ZM124 48H126L125 47V45H124ZM143 48H145V47H143ZM235 48V47H234ZM53 49V48H52ZM55 49V48H54ZM85 49V48H84ZM92 49V48H91ZM95 49H97V48H95ZM109 50H110V47L108 48ZM158 49H159V47H158ZM156 50V51H159V50ZM162 49V48H161ZM170 49V48H169ZM231 50L233 49V48H230ZM256 49H258V47L256 48ZM16 50V49H15ZM74 50V49H73ZM89 50V49H88ZM99 50V49H98ZM118 50V49H117ZM120 50V49H119ZM118 50V51H119ZM139 50H141V49H139ZM148 50V49H147ZM177 50V49H176ZM235 50V49H234ZM234 50H232V52L234 51ZM239 50V49H238ZM237 50V51H238ZM54 51V50H53ZM93 51V50H92ZM95 51V50H94ZM101 51H102V49H101ZM116 51V50H115ZM136 51H137V49H136ZM135 51V52H136ZM145 51V50H144ZM166 51V50H165ZM164 51V52H165ZM236 51V50H235ZM247 51V50H246ZM123 52V51H122ZM131 52V51H130ZM175 52H177V51H175ZM190 52V51H189ZM194 52V51H193ZM204 52V51H203ZM55 53V52H54ZM72 53V52H71ZM76 53V52H75ZM99 53V52H98ZM144 53H146V52H144ZM158 53H160V52H158ZM206 53V52H205ZM245 53V52H244ZM253 53V52H252ZM255 53V52H254ZM77 54V53H76ZM97 54V53H96ZM104 54V53H103ZM112 54V53H111ZM125 54V53H124ZM128 54V53H127ZM127 54H125V55H127ZM133 54V53H132ZM132 54H131V56H132ZM137 54V53H136ZM147 54V53H146ZM155 54V53H154ZM153 54V55H154ZM213 54V53H212ZM243 54V53H242ZM107 55V54H106ZM124 55V56H125ZM140 55L142 56L143 54H141L140 53ZM150 55V54H149ZM156 55V54H155ZM184 55V54H183ZM215 55V54H214ZM217 55H218V53H217ZM58 56V55H57ZM103 56V55H102ZM115 56H117V55H115ZM168 56V55H167ZM189 56V55H188ZM191 56V55H190ZM236 56V55H235ZM261 56V55H260ZM68 57V56H67ZM94 57V56H93ZM100 57V56H99ZM109 57H110V55H109ZM114 57V56H113ZM128 57V56H127ZM145 57V56H144ZM150 57V56H149ZM166 57V56H165ZM173 57H175V56H173ZM231 57V56H230ZM237 57V56H236ZM235 57V58H236ZM252 57V56H251ZM262 57H263V55H262ZM55 58H56V56H55ZM61 58V57H60ZM92 58V57H91ZM132 58V57H131ZM138 58H140V57H138ZM152 58H154V57H152ZM190 58V57H189ZM206 58V57H205ZM217 58V57H216ZM215 58V59H216ZM226 58V57H225ZM234 58V59H235ZM76 59V58H75ZM146 59V58H145ZM148 59V58H147ZM146 59V60H147ZM194 59V58H193ZM229 59V58H228ZM249 59H251V58H249ZM55 60V59H54ZM77 60H79V59H77ZM115 60V59H114ZM127 60V59H126ZM130 60V59H129ZM142 60V59H141ZM150 60H151V58H150ZM154 60V59H153ZM208 60H209V58H208ZM221 60V59H220ZM231 60H233V59H231ZM48 61V60H47ZM46 61V62H47ZM57 61V60H56ZM55 61V62H56ZM87 61V60H86ZM85 61V62H86ZM155 61V60H154ZM187 61V60H186ZM213 61V60H212ZM211 61V62H212ZM235 61V60H234ZM237 61V60H236ZM235 61V62H236ZM249 61V60H248ZM58 62V61H57ZM60 62V61H59ZM105 62V61H104ZM118 62V61H117ZM122 62V61H121ZM128 62V61H127ZM145 62V61H144ZM149 62V61H148ZM147 62V63H148ZM151 62H153V61H151ZM192 62H193V60H192ZM191 62V63H192ZM228 62V61H227ZM234 62V63H235ZM263 62V61H262ZM51 63V62H50ZM54 63V62H53ZM108 63V62H107ZM106 63V64H107ZM112 63V62H111ZM116 63V62H115ZM143 63V62H142ZM190 63V64H191ZM209 63V62H208ZM233 63V62H232ZM249 63V62H248ZM49 64V63H48ZM85 64V63H84ZM118 64V63H117ZM126 64V63H125ZM132 64V63H131ZM171 64V63H170ZM187 64H189V63H187ZM215 64V63H214ZM213 64V65H214ZM250 64V63H249ZM256 64V63H255ZM83 65V64H82ZM81 65V66H82ZM157 65V64H156ZM159 65V64H158ZM167 65V64H166ZM180 65V64H179ZM232 65V64H231ZM246 65V64H245ZM252 65V64H251ZM51 66V65H50ZM54 66H55V64H54ZM84 66V65H83ZM87 66V65H86ZM127 66H128V64H127ZM140 66V65H139ZM151 66V65H150ZM173 66V65H172ZM186 66V65H185ZM190 66V65H189ZM206 66V65H205ZM215 66V65H214ZM230 66V65H229ZM257 66V65H256ZM261 66V65H260ZM148 67V66H147ZM152 67V66H151ZM163 67H165V66H163ZM192 67H193V65H192ZM208 67V66H207ZM237 67V66H236ZM249 67V66H248ZM67 68H68V66H67ZM70 68V67H69ZM122 68H124V67H122ZM128 68V67H127ZM180 68V67H179ZM244 68V67H243ZM52 69V68H51ZM139 69V68H138ZM162 69V68H161ZM227 69V68H226ZM247 69V68H246ZM249 69V68H248ZM253 69H254V67H253ZM259 69H261L260 67H259ZM54 70V69H53ZM76 70V69H75ZM122 70V69H121ZM135 70V69H134ZM173 70V69H172ZM176 70V69H175ZM178 70V69H177ZM218 70V69H217ZM224 70V69H223ZM67 71V70H66ZM105 71H106V69H105ZM132 71H133V69H132ZM143 71V70H142ZM164 71H165V69H164ZM167 72H168V70H166ZM183 71V70H182ZM209 72L211 71V70H208ZM251 71V70H250ZM58 72V71H57ZM61 72V71H60ZM79 72V71H78ZM146 72H147V70H146ZM162 72V71H161ZM170 72H171V70H170ZM177 72V71H176ZM219 72V71H218ZM68 73H70V72H68ZM77 73V72H76ZM83 73H84V71H83ZM92 73V72H91ZM127 73V72H126ZM136 73V72H135ZM150 73V72H149ZM153 73V72H152ZM166 73V72H165ZM249 73V72H248ZM55 74V73H54ZM63 74V73H62ZM159 74V73H158ZM163 74V73H162ZM181 74V73H180ZM192 74H193V72H192ZM203 74V73H202ZM207 74V73H206ZM251 74V73H250ZM79 75V74H78ZM161 75V74H160ZM169 75V74H168ZM200 75V74H199ZM205 75V74H204ZM208 75V74H207ZM220 75V74H219ZM233 75V74H232ZM252 75V74H251ZM66 76V75H65ZM72 76V75H71ZM92 76V75H91ZM139 76V75H138ZM159 76V75H158ZM171 76V75H170ZM180 76V75H179ZM231 76V75H230ZM54 77H56V76H54ZM73 77H74V75H73ZM79 77V76H78ZM113 77H115L114 75H113ZM149 77V76H148ZM157 77V76H156ZM163 77V76H162ZM189 77H190V75H189ZM220 77H222V76H220ZM226 77V76H225ZM234 77V76H233ZM51 78V77H50ZM71 78V77H70ZM76 78V77H75ZM158 78H160V77H158ZM165 78V77H164ZM166 78H167V76H166ZM172 78V77H171ZM196 78V77H195ZM203 78V77H202ZM201 78V79H202ZM209 78V77H208ZM214 78V77H213ZM224 78V77H223ZM257 78V77H256ZM46 79V78H45ZM53 79V78H52ZM96 79V78H95ZM98 79V78H97ZM100 79V78H99ZM106 79V78H105ZM110 79V78H109ZM125 79V78H124ZM130 79V78H129ZM154 79V78H153ZM205 79V78H204ZM226 79V78H225ZM224 79V80H225ZM90 80V79H89ZM114 80V79H113ZM174 80V79H173ZM180 80V79H179ZM188 80V79H187ZM190 81L192 80V78L191 79H189ZM50 81V80H49ZM54 81V80H53ZM64 81V80H63ZM74 81V80H73ZM72 81V82H73ZM102 81V80H101ZM106 81V80H105ZM115 81H117V80H115ZM119 81V80H118ZM122 81V80H121ZM134 81V80H133ZM166 81V80H165ZM169 81V80H168ZM199 81V80H198ZM205 81V80H204ZM212 81V80H211ZM213 81H214V79H213ZM229 81V80H228ZM252 81H254V80H252ZM257 81V80H256ZM259 81V80H258ZM44 82V81H43ZM61 82V81H60ZM85 82V81H84ZM95 82V81H94ZM94 82H92V83H94ZM138 82V81H137ZM149 83H150V81H148ZM171 82V81H170ZM177 82V81H176ZM188 83H189V81H187ZM208 82V81H207ZM215 82V81H214ZM54 83V82H53ZM97 83V82H96ZM100 83V82H99ZM118 83V82H117ZM162 83V82H161ZM173 83V82H172ZM219 83V82H218ZM222 83V82H221ZM224 83V82H223ZM233 83V82H232ZM258 83V82H257ZM80 84H81V82H80ZM124 84V83H123ZM153 84V83H152ZM163 84V83H162ZM161 84V85H162ZM42 85V84H41ZM44 85V84H43ZM48 85H50V84H48ZM57 85H59V84H57ZM70 85H72L71 84V82H70ZM74 85V84H73ZM130 85V84H129ZM160 85V86H161ZM173 85V84H172ZM178 85V84H177ZM209 85H210V82H209ZM214 85V84H213ZM225 85V84H224ZM234 85V84H233ZM257 85V84H256ZM45 86V85H44ZM76 86V85H75ZM111 86V85H110ZM158 86V85H157ZM194 86H196V85H194ZM204 86V85H203ZM231 86V85H230ZM251 86V85H250ZM43 87V86H42ZM41 87V88H42ZM77 87V86H76ZM93 87V86H92ZM97 87H99L98 85H97ZM103 87H105V86H103ZM102 87V88H103ZM165 87V86H164ZM169 87V86H168ZM181 87H182V84H181ZM184 87V86H183ZM205 87V86H204ZM203 87V88H204ZM219 87V86H218ZM229 87V86H228ZM257 87V86H256ZM39 88V87H38ZM40 88V89H41ZM49 88H50V86H49ZM65 88V87H64ZM67 88V87H66ZM71 88V87H70ZM74 88V87H73ZM80 89H81V87H79ZM95 88V87H94ZM102 88H100V89H102ZM151 88V87H150ZM158 88V87H157ZM161 88V87H160ZM189 88V87H188ZM208 88H210V87H208ZM233 88V87H232ZM237 88H238V86H237ZM236 88V89H237ZM54 89V88H53ZM55 89H56V87H55ZM68 89V88H67ZM67 89H65V91L67 90ZM88 89H89V87H88ZM99 89V88H98ZM106 89V88H105ZM121 89H123V88H121ZM132 89V88H131ZM153 89H154V87H153ZM156 89V88H155ZM226 89V88H225ZM24 90V89H23ZM30 90V89H29ZM35 90H37V88L35 89ZM51 90V89H50ZM58 90V89H57ZM62 90H64V89H62ZM108 90V89H107ZM114 90V89H113ZM112 90V91H113ZM157 91H158V89H156ZM197 90V89H196ZM212 90V89H211ZM215 90V89H214ZM238 90V89H237ZM250 90V89H249ZM34 91V90H33ZM43 91V90H42ZM77 91V90H76ZM82 91V90H81ZM155 91V90H154ZM213 91V90H212ZM248 91V90H247ZM251 91H252V89H251ZM68 92H69V90H68ZM79 92H80V90H79ZM90 92H91V90H90ZM116 92H118V91H116ZM127 92V91H126ZM151 92V91H150ZM180 92V91H179ZM194 92V91H193ZM237 92V91H236ZM57 93V92H56ZM69 93H72L71 91L69 92ZM111 93V92H110ZM128 93V92H127ZM137 93H139V92H137ZM147 93V92H146ZM161 93V92H160ZM162 93H164V92H162ZM167 93V92H166ZM174 93V92H173ZM200 93V92H199ZM211 93V92H210ZM226 93V92H225ZM224 93V94H225ZM238 93V92H237ZM240 93V92H239ZM29 94V93H28ZM58 94H61V93H59L58 92ZM73 94V93H72ZM83 94V93H82ZM123 94V93H122ZM135 94V93H134ZM147 94H149V93H147ZM151 94V93H150ZM184 94V93H183ZM186 94V93H185ZM195 94H197V93H195ZM194 94V95H195ZM212 94H213V92H212ZM245 95H246V93H244ZM243 94V95H244ZM248 94H249V92H248ZM263 94V93H262ZM41 95V94H40ZM45 95V94H44ZM48 95V94H47ZM50 95V94H49ZM57 95V94H56ZM80 95V94H79ZM78 95V96H79ZM88 95V94H87ZM97 95V94H96ZM110 96H111V94H109ZM113 95V94H112ZM158 95V94H157ZM207 94H205V96H206ZM215 95H217V93L215 94ZM223 95V94H222ZM221 95V96H222ZM234 95V94H233ZM95 96V95H94ZM103 96V95H102ZM148 96V95H147ZM214 96V95H213ZM248 96V95H247ZM20 97V96H19ZM60 97H62V96H60ZM66 97H68L67 96V93H66ZM109 97V96H108ZM116 97V96H115ZM136 97V96H135ZM142 97V96H141ZM161 97H162V95H161ZM176 97V96H175ZM193 97V96H192ZM237 97V96H236ZM31 98H34V97H31ZM47 98V97H46ZM57 98V97H56ZM89 98V97H88ZM104 98V97H103ZM125 98H126V96H125ZM152 98V97H151ZM160 98V97H159ZM165 98H166V95H165ZM187 98H188V96H187ZM23 99V98H22ZM36 99V98H35ZM41 99V98H40ZM51 99H52V97H51ZM68 99V98H67ZM78 99V98H77ZM111 99V98H110ZM129 99V98H128ZM171 99H173V98H171ZM196 99V98H195ZM226 99V98H225ZM235 99V98H234ZM259 99V98H258ZM5 100H7V99H5ZM4 100V101H5ZM11 100H13V99H11ZM43 100H44V98H43ZM57 100V99H56ZM92 100V99H91ZM131 100V99H130ZM158 100V99H157ZM182 100V99H181ZM188 100H190V99H188ZM215 100V99H214ZM224 100V99H223ZM229 100V99H228ZM257 100V99H256ZM10 101V100H9ZM35 101V100H34ZM95 101V100H94ZM105 101V100H104ZM107 101V100H106ZM120 101V100H119ZM126 101V100H125ZM137 101V100H136ZM165 101V100H164ZM169 101V100H168ZM191 101H193V100H191ZM227 101V100H226ZM242 101V100H241ZM259 101V100H258ZM41 102V101H40ZM39 102V103H40ZM47 103H48V101H46ZM67 102H69V101H67ZM91 102V101H90ZM103 102V101H102ZM102 102H100L101 104H102ZM118 102V101H117ZM147 102V101H146ZM223 102V101H222ZM15 103V102H14ZM58 103H59V101H58ZM61 103V102H60ZM62 103H63V101H62ZM70 103V102H69ZM87 103H89V102H87ZM92 103V102H91ZM94 103V102H93ZM97 103V102H96ZM106 103V102H105ZM110 102H108V104H109ZM126 103V102H125ZM144 103V102H143ZM143 103H141V105H143ZM165 103V102H164ZM163 102H162V104H164ZM184 103H186L185 101H184ZM249 103V102H248ZM7 104V103H6ZM10 104V103H9ZM41 104V103H40ZM55 104V103H54ZM82 104V103H81ZM107 104V103H106ZM113 104H114V102H113ZM115 104H117V103H115ZM153 104V103H152ZM188 104V103H187ZM191 104H192V102H191ZM214 104V103H213ZM225 104V103H224ZM246 104V103H245ZM3 105V102L0 104V107ZM37 106H38V104H36ZM35 105V106H36ZM83 105V104H82ZM94 105V104H93ZM97 105V104H96ZM100 105V104H99ZM110 105V104H109ZM126 105H128V104H126ZM125 105V106H126ZM145 105H148V104H145ZM150 105V104H149ZM153 105H155V104H153ZM189 105V104H188ZM193 105V104H192ZM191 105V106H192ZM207 105V104H206ZM212 105V104H211ZM222 105V104H221ZM257 105V104H256ZM262 105V104H261ZM14 106V105H13ZM25 106V105H24ZM51 106H52V104L50 105V108H51ZM66 107H67V105H65ZM72 106V105H71ZM118 106V105H117ZM129 106V105H128ZM157 106V105H156ZM232 106V105H231ZM230 106V107H231ZM8 107V106H7ZM6 107V108H7ZM31 107V106H30ZM29 107V108H30ZM90 107V106H89ZM91 107H94V106H91ZM121 107V106H120ZM130 107H131V105H130ZM147 107V106H146ZM150 107H153L154 108V106H150ZM170 107V106H169ZM215 107H217L216 105H215ZM214 107V108H215ZM222 107H223V105H222ZM235 107V106H234ZM41 108V107H40ZM59 109L61 108V107H58ZM139 108V107H138ZM141 108H142V106H141ZM162 107H160V109H161ZM164 108V107H163ZM171 108V107H170ZM197 108V107H196ZM202 108V107H201ZM229 108V107H228ZM262 108H264V107H262ZM8 109V108H7ZM31 109H32V107H31ZM44 109V108H43ZM65 109V108H64ZM66 109H68V108H66ZM73 109V108H72ZM90 109V108H89ZM103 109H104V106H103ZM108 109V108H107ZM126 109H127V107H126ZM151 109V108H150ZM168 109V108H167ZM173 109V108H172ZM208 109V108H207ZM210 109V108H209ZM222 109H224V108H222ZM244 109H245V107H244ZM1 110V109H0ZM27 110V109H26ZM41 110H42V108H41ZM75 110V109H74ZM84 110V109H83ZM114 110V109H113ZM149 110V109H148ZM152 110V109H151ZM153 110H155V109H153ZM185 110V109H184ZM183 110V111H184ZM193 110V109H192ZM256 110V109H255ZM11 111V110H10ZM18 111H19V109H18ZM33 111V110H32ZM55 111V110H54ZM77 111V110H76ZM93 111H95V110H93ZM105 111V110H104ZM104 111H102V112H104ZM130 111V110H129ZM132 111V110H131ZM141 111V110H140ZM194 111V110H193ZM198 111V110H197ZM231 111V110H230ZM245 111V110H244ZM251 111V110H250ZM4 112V111H3ZM3 112H1V113H3ZM45 112H46V110H45ZM70 112V111H69ZM75 112V111H74ZM98 112V111H97ZM110 112V111H109ZM133 112V111H132ZM144 112H146V111H144ZM160 112V111H159ZM192 112V111H191ZM204 112V111H203ZM202 112V113H203ZM253 112V111H252ZM7 113V112H6ZM41 113V112H40ZM53 113V112H52ZM95 113V112H94ZM105 114H106V112H104ZM103 113V114H104ZM114 113V112H113ZM125 113V112H124ZM157 113V112H156ZM181 113V112H180ZM184 113V112H183ZM206 113V112H205ZM204 113V114H205ZM209 113V112H208ZM224 113V112H223ZM229 114H230V112H228ZM251 113V112H250ZM262 113V112H261ZM66 114V113H65ZM71 114V113H70ZM78 114H80V113H78ZM77 114V115H78ZM104 114V115H105ZM110 114H111V112H110ZM119 114V113H118ZM135 114V113H134ZM144 114V113H143ZM146 114V113H145ZM171 114V113H170ZM210 114V113H209ZM240 114V113H239ZM257 114H258V112H257ZM15 115V114H14ZM33 115V114H32ZM46 115H48V113H46ZM57 115V114H56ZM60 115V114H59ZM98 116H99V114H97ZM108 115V114H107ZM107 115H106V117H107ZM114 115V114H113ZM112 115V116H113ZM125 115V114H124ZM131 115V114H130ZM146 115H149V114H146ZM146 115H145V117H146ZM161 114H159V116H160ZM172 115V114H171ZM190 115V114H189ZM206 115V114H205ZM218 115V114H217ZM36 116V115H35ZM41 116V115H40ZM69 116V115H68ZM92 116H94L93 114H92ZM102 116V115H101ZM118 116V115H117ZM169 116V115H168ZM200 116V115H199ZM215 116V115H214ZM244 116V115H243ZM258 116V115H257ZM262 116V115H261ZM31 117V116H30ZM49 117V116H48ZM47 117V118H48ZM57 117V116H56ZM88 117H89V115H88ZM131 117V116H130ZM137 117V116H136ZM192 118H193V115L191 116ZM203 117V116H202ZM228 117V116H227ZM226 117V118H227ZM263 117V116H262ZM14 118V117H13ZM53 118V117H52ZM62 118V117H61ZM77 118H78V116H77ZM80 118H82V117H80ZM99 118H101V117H99ZM104 118V117H103ZM103 118H102V120H103ZM109 118V117H108ZM137 118H139V117H137ZM142 118V117H141ZM152 118V117H151ZM154 118V117H153ZM152 118V119H153ZM191 118V119H192ZM196 118V117H195ZM201 118V117H200ZM199 118V119H200ZM207 118V117H206ZM250 118V117H249ZM264 118V117H263ZM263 118H262V121H263ZM5 119V118H4ZM43 119V118H42ZM135 119V118H134ZM3 120V119H2ZM57 120V118L55 119V121ZM59 120V119H58ZM93 120L95 121V119L93 118ZM96 120H98V119H96ZM111 120H113V119H111ZM111 120H109V121H111ZM125 120V119H124ZM133 120V119H132ZM150 120V119H149ZM165 121H166V119H164ZM169 120V119H168ZM193 120V119H192ZM197 120V119H196ZM234 120V119H233ZM237 120V119H236ZM244 120V119H243ZM253 120V119H252ZM251 120V121H252ZM256 120V119H255ZM22 121V120H21ZM44 121H45V119H44ZM60 121V120H59ZM67 121V120H66ZM69 121V120H68ZM73 121V120H72ZM76 121V120H75ZM82 121V120H81ZM104 121H105V119H104ZM103 121V122H104ZM109 121H106V122H109ZM122 121V120H121ZM138 121H140V120H138ZM142 121H143V119H142ZM147 121V120H146ZM153 121H154V119H153ZM181 121V120H180ZM198 121V120H197ZM242 121V120H241ZM250 121V120H249ZM261 121V122H262ZM1 122V121H0ZM4 122V121H3ZM6 122V121H5ZM40 122H41V120H40ZM49 122V121H48ZM77 122H78V119H77ZM92 122V121H91ZM126 122V121H125ZM141 122V121H140ZM150 122V121H149ZM155 122V121H154ZM171 122H173V121H171ZM186 122V121H185ZM200 122V121H199ZM198 122V123H199ZM232 122H234V121H232ZM253 122V121H252ZM256 122V121H255ZM41 123H43V122H41ZM61 123V122H60ZM81 123V122H80ZM85 123H86V121H85ZM101 123V122H100ZM111 123V122H110ZM114 123V122H113ZM117 123V122H116ZM174 123V122H173ZM182 124H183V122H181ZM197 123V122H196ZM195 123V124H196ZM197 123V124H198ZM245 123H246V121H245ZM248 123V122H247ZM264 123V122H263ZM10 124V123H9ZM93 124V123H92ZM96 124V123H95ZM118 124H119V122H118ZM122 124V123H121ZM136 124V123H135ZM150 124V123H149ZM192 124V123H191ZM209 124V123H208ZM218 124V123H217ZM220 124V123H219ZM232 124V123H231ZM243 124V123H242ZM103 125H104V123H103ZM124 125V124H123ZM138 125H140V124H138ZM147 125H148V123H147ZM213 125V124H212ZM211 125V126H212ZM227 125H228V123H227ZM230 125V124H229ZM4 126V125H3ZM15 126V125H14ZM49 126V125H48ZM52 126V125H51ZM59 126V125H58ZM69 126V125H68ZM129 126L130 127H132L130 124H129ZM149 127H150V125H148ZM147 126V127H148ZM156 126V125H155ZM158 126V125H157ZM209 126V125H208ZM241 126V125H240ZM247 126V125H246ZM251 126V125H250ZM256 126V125H255ZM264 126V125H263ZM262 126V127H263ZM46 127V126H45ZM110 127V126H109ZM120 127V126H119ZM121 127H124V126H121ZM120 127V128H121ZM185 127V126H184ZM189 127V126H188ZM187 127V128H188ZM193 127V126H192ZM215 127H217V126H215ZM243 127V126H242ZM249 127V126H248ZM252 127V126H251ZM6 128V127H5ZM19 128V127H18ZM28 128V127H27ZM36 128V127H35ZM49 128V127H48ZM56 128H57V125H56ZM59 128V127H58ZM71 128V127H70ZM90 128V127H89ZM116 128H117V126H116ZM139 128H142V126H140ZM177 128V127H176ZM186 128V127H185ZM187 128H186V130H187ZM227 128H229V127H227ZM1 129V128H0ZM31 129V128H30ZM65 129V128H64ZM63 129V130H64ZM73 129V128H72ZM122 129V128H121ZM127 129V128H126ZM137 130H138V128H136ZM145 129V128H144ZM179 129V128H178ZM198 129H199V126H198ZM225 129H226V127H225ZM251 129V128H250ZM4 130V129H3ZM20 130V129H19ZM36 130V129H35ZM117 130V129H116ZM142 130V129H141ZM140 130V131H141ZM149 130H151V127H150V129ZM165 130V129H164ZM163 130V131H164ZM168 130V129H167ZM185 130V129H184ZM197 130V129H196ZM204 130V129H203ZM207 130V129H206ZM224 130V129H223ZM222 130V131H223ZM230 130V129H229ZM254 130V129H253ZM252 130V131H253ZM262 130H264V129H262ZM10 131V130H9ZM77 131V130H76ZM79 131V130H78ZM87 131V130H86ZM120 131H124V130H120ZM130 131V130H129ZM128 131V132H129ZM144 131V130H143ZM147 129H146V132H143V133H147ZM153 131V130H152ZM193 131H195V130H193ZM201 131V130H200ZM199 130H198V132H200ZM218 131V130H217ZM225 131V130H224ZM242 131V130H241ZM49 132H51V131H49ZM65 132V131H64ZM103 132V131H102ZM114 132V131H113ZM118 132V131H117ZM127 132V131H126ZM135 132V131H134ZM137 132V131H136ZM139 132V131H138ZM170 132V131H169ZM182 132V131H181ZM196 132V131H195ZM201 132H203V131H201ZM208 132V131H207ZM210 132V131H209ZM220 132V131H219ZM233 132V131H232ZM259 132V131H258ZM264 132V131H263ZM2 133V132H1ZM8 133V132H7ZM14 133V132H13ZM36 133V132H35ZM61 133H62V131H61ZM97 133V132H96ZM104 133V132H103ZM109 133H111V132H108V135H109ZM130 133V132H129ZM151 133V132H150ZM176 133V132H175ZM180 133V132H179ZM183 133V132H182ZM204 133V132H203ZM231 133V132H230ZM235 133V132H234ZM47 134V133H46ZM66 134V133H65ZM68 134V133H67ZM72 134V133H71ZM77 134V133H76ZM75 134V135H76ZM83 134H84V132H83ZM105 134V133H104ZM115 134V133H114ZM119 134V133H118ZM122 134V133H121ZM126 134V133H125ZM131 134H132V132H131ZM178 134V133H177ZM189 134V133H188ZM207 134V133H206ZM228 134V133H227ZM226 134V135H227ZM247 134V133H246ZM262 134H264V133H262ZM19 135V134H18ZM28 135H30V134H28ZM35 135H39L38 133L37 134H35ZM54 135H56V134H54ZM95 135V134H94ZM97 135V134H96ZM117 135V134H116ZM127 135V134H126ZM140 136H141V133L139 134ZM148 135V134H147ZM191 135V134H190ZM194 135V134H193ZM197 135V134H196ZM211 135H214V134H211ZM220 135V134H219ZM1 136H2V134H1ZM41 136V135H40ZM47 136V135H46ZM59 136V135H58ZM79 136V135H78ZM82 136V135H81ZM84 136H85V134H84ZM91 136V135H90ZM89 136V137H90ZM97 136H99V135H97ZM104 136V135H103ZM140 136H139V138H140ZM158 136V135H157ZM174 136V135H173ZM182 136V135H181ZM201 136V135H200ZM217 136V135H216ZM52 137V136H51ZM59 137H61V136H59ZM80 137V136H79ZM78 137V138H79ZM92 137H94V136H92ZM106 137V136H105ZM110 137H112V136H110ZM131 137V136H130ZM152 137H154V136H152ZM163 137V136H162ZM165 137V136H164ZM172 137V136H171ZM179 137H180V134H179ZM194 137V136H193ZM197 137H198V135H197ZM215 137V136H214ZM1 138V137H0ZM39 138V137H38ZM50 138V137H49ZM52 138H54V137H52ZM64 138H65V136H64ZM73 138H75V137H73ZM85 137H83V139H84ZM100 138H102V137H99V139ZM109 138V137H108ZM113 138V137H112ZM156 138V137H155ZM254 138V137H253ZM257 138V137H256ZM14 139V138H13ZM21 139V138H20ZM19 139V140H20ZM24 139V138H23ZM31 139V138H30ZM63 139V138H62ZM66 139H67V137H66ZM70 139V138H69ZM81 139V138H80ZM114 139V138H113ZM115 139H117V138H115ZM160 139V138H159ZM226 139V138H225ZM228 139H229V137H228ZM18 140V141H19ZM27 140V139H26ZM44 140V139H43ZM91 140V139H90ZM93 140V139H92ZM110 140V139H109ZM119 141H121L120 139H118ZM127 140V139H126ZM130 140V139H129ZM135 140H137V139H135ZM145 140V139H144ZM150 140V139H149ZM155 140V139H154ZM164 140V139H163ZM188 140H189V138H188ZM192 140V139H191ZM203 140V139H202ZM230 140V139H229ZM239 140V139H238ZM238 140H236V141H238ZM257 140V139H256ZM264 140V139H263ZM8 141V140H7ZM15 141H17V140H15ZM28 141H30V140H28ZM53 141V140H52ZM57 141H58V139H57ZM64 141V140H63ZM78 141V140H77ZM89 141V140H88ZM106 141V140H105ZM104 141V142H105ZM110 141H112V140H110ZM117 141V140H116ZM128 141V140H127ZM142 141V140H141ZM155 141H158V140H155ZM154 141V142H155ZM162 141V140H161ZM165 141V140H164ZM220 141V140H219ZM228 141V140H227ZM235 141V140H234ZM54 142V141H53ZM76 142V141H75ZM86 142V141H85ZM91 142V141H90ZM98 142V141H97ZM107 142H108V140H107ZM114 142V141H113ZM137 142V141H136ZM140 142V141H139ZM147 142V141H146ZM233 142V141H232ZM255 142V141H254ZM24 143V142H23ZM33 143H36V141L35 142H33ZM51 143V142H50ZM68 143V142H67ZM71 143V142H70ZM100 143V142H99ZM111 143V142H110ZM114 143H116V142H114ZM144 143V142H143ZM156 143V142H155ZM159 143V142H158ZM163 143V142H162ZM173 143H175V142H173ZM253 143V142H252ZM15 144H16V142H15ZM22 144V143H21ZM47 144V143H46ZM59 144V143H58ZM79 144H81V143H79ZM92 144V143H91ZM105 144H106V142H105ZM118 144V143H117ZM128 144V143H127ZM147 144V143H146ZM159 144H161V143H159ZM158 144V145H159ZM177 144H178V142H177ZM197 144V143H196ZM208 144V143H207ZM234 144V143H233ZM242 144V143H241ZM244 144V143H243ZM249 144V143H248ZM7 145V144H6ZM63 144L61 143V146H62ZM84 145H85V143H84ZM93 145V144H92ZM94 145H96V144H94ZM98 145V144H97ZM112 145V144H111ZM119 145V144H118ZM117 145V146H118ZM122 145V144H121ZM121 145H119V146H121ZM125 145V144H124ZM136 145V144H135ZM149 145V144H148ZM155 145V144H154ZM157 145V144H156ZM155 145V146H156ZM173 145H175V144H173ZM173 145H172V147H173ZM203 145V144H202ZM209 145H210V143H209ZM9 146V145H8ZM25 146V145H24ZM44 146V145H43ZM65 145H63V147H64ZM74 146V145H73ZM87 146V145H86ZM85 146V147H86ZM108 146V145H107ZM129 146H130V144H129ZM132 146V145H131ZM140 146L142 147V145L140 144ZM160 146V145H159ZM187 146V145H186ZM193 146V145H192ZM198 146V145H197ZM213 146V145H212ZM221 146V145H220ZM258 146V145H257ZM261 146V145H260ZM259 146V147H260ZM10 147V146H9ZM26 147H28V146H26ZM30 147V146H29ZM52 147H53V145H52ZM55 147V146H54ZM56 147H57V145H56ZM59 147V146H58ZM65 147H67V146H65ZM69 147V146H68ZM96 147V146H95ZM112 147V146H111ZM121 147H124V146H121ZM120 147V148H121ZM143 147H145V146H143ZM147 147V146H146ZM157 147V146H156ZM176 147V146H175ZM224 147V146H223ZM226 147H228L227 145H226ZM232 147V146H231ZM247 147V146H246ZM254 147H255V145H254ZM7 148V147H6ZM15 148V147H14ZM74 148V147H73ZM72 148V149H73ZM133 148V147H132ZM132 148H130L131 149V151H132ZM138 148V147H137ZM205 148V147H204ZM234 148V147H233ZM242 148V147H241ZM257 148V147H256ZM26 149H28V148H26ZM34 149V148H33ZM32 149V150H33ZM40 149V148H39ZM55 148H53V150H54ZM70 149V148H69ZM88 149V148H87ZM93 149V148H92ZM108 149V148H107ZM114 149H115V147H114ZM135 149V148H134ZM147 149V148H146ZM150 149V148H149ZM148 149V150H149ZM185 149V148H184ZM192 149V148H191ZM252 149H253V147H252ZM12 150V149H11ZM37 150V149H36ZM46 150V149H45ZM48 150V149H47ZM46 150V151H47ZM61 150V149H60ZM59 150V151H60ZM74 150H75V148H74ZM89 150V149H88ZM94 150V149H93ZM105 150V149H104ZM109 150V149H108ZM116 151H117V149H115ZM122 150V149H121ZM165 150V149H164ZM209 150V149H208ZM233 150V149H232ZM241 150V149H240ZM19 151V150H18ZM24 151V150H23ZM30 151H31V149H30ZM45 151V152H46ZM55 151V150H54ZM57 151H58V149H57ZM80 151V150H79ZM115 151V152H116ZM123 151H124V149H123ZM122 151V152H123ZM147 151V150H146ZM151 152H152V150H150ZM163 151V150H162ZM212 151H213V149H212ZM242 151V150H241ZM240 151V152H241ZM251 151V150H250ZM257 151H258V149H257ZM259 151H260V149H259ZM258 151V152H259ZM8 152V151H7ZM21 152H22V149H21ZM26 152V151H25ZM25 152H24V154H25ZM41 152V151H40ZM50 152V151H49ZM48 152V153H49ZM60 152H62V151H60ZM59 152V154H61ZM70 152V151H69ZM87 152V151H86ZM108 152H110V151H108ZM112 152V151H111ZM166 152V151H165ZM181 152V151H180ZM191 152V151H190ZM215 152V151H214ZM213 152V153H214ZM240 152H239V156H240ZM246 152H248V151H246ZM11 153V152H10ZM38 153V152H37ZM66 153V152H65ZM64 153V154H65ZM82 153V152H81ZM124 153H126V152H124ZM133 153H135V151L133 152ZM147 153V152H146ZM175 153V152H174ZM205 153V152H204ZM218 153V152H217ZM225 153V152H224ZM237 153V152H236ZM261 153V152H260ZM23 154V153H22ZM22 154H21V156H22ZM52 154H53V152H52ZM58 154V153H57ZM69 154V153H68ZM83 154V153H82ZM93 154V153H92ZM122 154V153H121ZM136 154V153H135ZM142 154V153H141ZM154 154V153H153ZM183 154V153H182ZM186 154V153H185ZM200 153H198V155H199ZM211 154V153H210ZM234 154H235V151H234ZM245 154V153H244ZM256 154V153H255ZM26 155V154H25ZM55 155V154H54ZM74 155V154H73ZM90 155V154H89ZM94 155V154H93ZM113 155H114V153H113ZM120 155V154H119ZM128 155L130 156V154L128 153ZM134 155V154H133ZM148 155V154H147ZM152 155V153L150 154V156ZM175 155H176V153H175ZM193 155V154H192ZM206 155H207V153H206ZM215 155V154H214ZM230 155V154H229ZM13 156V155H12ZM49 156H50V154H49ZM61 156V155H60ZM78 156V155H77ZM80 156V155H79ZM96 156V155H95ZM123 156H125V154L123 155ZM138 156V155H137ZM146 156V155H145ZM155 156V155H154ZM161 156V155H160ZM203 156V155H202ZM210 156V155H209ZM222 156V155H221ZM238 156V155H237ZM244 155H242V157H243ZM249 156V155H248ZM261 156V155H260ZM263 156V155H262ZM25 157V156H24ZM38 157H40V156H38ZM42 157V156H41ZM52 157V156H51ZM57 157V156H56ZM65 157V156H64ZM86 157V156H85ZM91 157V156H90ZM106 157V156H105ZM114 157V156H113ZM134 157H136V156H134ZM139 157V156H138ZM152 157V156H151ZM164 157H165V155H164ZM167 157V156H166ZM214 157V156H213ZM212 157V158H213ZM233 157V156H232ZM49 158V157H48ZM65 158H67V157H65ZM64 158V159H65ZM80 158V157H79ZM97 158V157H96ZM104 158V157H103ZM102 158V159H103ZM116 158H117V154H116ZM126 158H128V156L126 157ZM132 158H133V156H132ZM148 158V157H147ZM154 158V157H153ZM152 158V159H153ZM161 158V157H160ZM168 158V157H167ZM188 158H189V156H188ZM191 158V157H190ZM193 158H194V156H193ZM230 158V157H229ZM234 158H235V156H234ZM259 158V157H258ZM260 158H262V157H260ZM264 158V157H263ZM3 159V158H2ZM11 159V158H10ZM44 159V158H43ZM81 159V158H80ZM88 159V158H87ZM94 159V158H93ZM115 159V158H114ZM149 159V158H148ZM151 159V160H152ZM170 159V158H169ZM248 159V158H247ZM246 159V160H247ZM19 160V159H18ZM25 160V159H24ZM51 160H52V158H51ZM70 160V159H69ZM74 160V159H73ZM97 160V159H96ZM105 160H108L107 158H105ZM121 160H123V159H121ZM133 160V159H132ZM159 160V159H158ZM174 160V159H173ZM172 159H171V161H173ZM191 160H193V159H191ZM201 160V159H200ZM238 160V159H237ZM240 160V159H239ZM262 160H264V159H262ZM16 161V160H15ZM15 161L13 162V163H15ZM86 161H88V160H86ZM111 161V160H110ZM109 161V162H110ZM118 161V160H117ZM124 161V160H123ZM123 161H121L122 163H123ZM126 161H128V160H126ZM146 161V160H145ZM150 161V160H149ZM162 161V160H161ZM167 161H169V160H167ZM171 161H169V162H171ZM176 161H178V160H176ZM195 161H196V159H195ZM217 161V160H216ZM220 161V160H219ZM232 161V160H231ZM234 162H235V160H233ZM257 161V160H256ZM31 162V161H30ZM41 162V161H40ZM77 162V161H76ZM79 162V161H78ZM81 162V161H80ZM82 162L84 163L85 161H83L82 160ZM101 162V161H100ZM105 162V161H104ZM115 162H116V160H115ZM133 162V161H132ZM148 162V161H147ZM151 162V161H150ZM157 162V161H156ZM166 162V161H165ZM209 162V161H208ZM258 162V161H257ZM262 162V161H261ZM264 162V161H263ZM18 163V162H17ZM22 163V162H21ZM24 163V162H23ZM22 163V164H23ZM68 163V162H67ZM90 163V162H89ZM92 163V162H91ZM111 163V162H110ZM117 163H119V161L117 162ZM141 163H143V162H141ZM172 163V162H171ZM185 163H186V161H185ZM231 163V162H230ZM238 163V162H237ZM252 163V162H251ZM256 163V162H255ZM35 164V163H34ZM45 164H47V161H46V163ZM71 164H72V162H71ZM70 164V165H71ZM74 164V163H73ZM72 164V165H73ZM80 164V163H79ZM87 165H88V163H86ZM95 164V163H94ZM129 164V163H128ZM153 164V163H152ZM158 164V163H157ZM170 164V163H169ZM175 164V163H174ZM181 164V163H180ZM214 164V163H213ZM241 164H242V162H241ZM263 164V163H262ZM10 165H11V163H10ZM19 165V164H18ZM48 165V164H47ZM82 165V164H81ZM100 165V164H99ZM106 165V164H105ZM117 165V164H116ZM120 165V164H119ZM135 165V164H134ZM140 165V164H139ZM146 165V164H145ZM159 165V164H158ZM161 165H163V164H161ZM166 165V164H165ZM173 165V164H172ZM194 165V164H193ZM221 165V164H220ZM231 165V164H230ZM233 165V164H232ZM245 165V164H244ZM26 166V165H25ZM35 166V165H34ZM45 166V165H44ZM55 166V165H54ZM59 167H60V165H58ZM74 166V165H73ZM102 166V165H101ZM128 166V165H127ZM138 166V165H137ZM144 166V165H143ZM170 166V165H169ZM175 166V165H174ZM187 166H188V162H187ZM191 166V165H190ZM209 166V165H208ZM29 167V166H28ZM41 167H43L42 165H41ZM52 167V166H51ZM56 167V166H55ZM62 167V166H61ZM68 166H66V168H67ZM83 167H84V165H83ZM89 167V166H88ZM98 167V166H97ZM109 167V166H108ZM129 167H131V166H129ZM141 167V166H140ZM145 167V166H144ZM163 167V166H162ZM165 167V166H164ZM171 167V166H170ZM176 167V166H175ZM174 167V168H175ZM182 167V166H181ZM184 167V166H183ZM182 167V168H183ZM192 167V166H191ZM203 167V166H202ZM222 167V166H221ZM232 167H234V166H232ZM238 167V166H237ZM236 167V168H237ZM240 167V166H239ZM238 167V168H239ZM245 167V166H244ZM6 169H8L7 167H5ZM4 168V169H5ZM27 168V167H26ZM46 168V167H45ZM64 168V167H63ZM69 168V167H68ZM85 168V167H84ZM83 168V169H84ZM87 168V167H86ZM102 169H103V167H101ZM116 168V167H115ZM119 168V167H118ZM121 169H122V167H120ZM124 168V167H123ZM134 168V167H133ZM137 168V167H136ZM139 168V167H138ZM181 168V169H182ZM209 168V167H208ZM211 168V167H210ZM236 168H235V171H236ZM10 169V168H9ZM30 169V168H29ZM32 169V168H31ZM39 169V168H38ZM65 169V168H64ZM63 169V170H64ZM73 169H74V167H73ZM80 169V168H79ZM81 169H82V167H81ZM125 169H127V168H125ZM142 169V168H141ZM170 169V168H169ZM176 169V168H175ZM203 169V168H202ZM207 169V168H206ZM224 169V168H223ZM240 169H241V167H240ZM263 169V168H262ZM59 170V169H58ZM76 170V169H75ZM87 170H88V168H87ZM106 171H107V169H105ZM113 170V169H112ZM152 169H150V171H151ZM155 170H157V169H155ZM161 170V169H160ZM180 170V169H179ZM195 170V169H194ZM193 170V171H194ZM214 170V169H213ZM217 170V169H216ZM239 170V169H238ZM255 170V169H254ZM19 171H20V169H19ZM48 171V170H47ZM54 171H55V169H54ZM60 171V170H59ZM68 170H66V172H67ZM100 171V170H99ZM119 171V170H118ZM127 171H128V169H127ZM126 171V172H127ZM131 171V170H130ZM138 171V170H137ZM149 171V170H148ZM199 171V170H198ZM212 171V170H211ZM21 172V171H20ZM23 172V171H22ZM28 172H29V170H28ZM68 172H70V171H68ZM81 172V171H80ZM103 172H105V171H103ZM114 172H116V171H114ZM120 172V171H119ZM151 172H153V171H151ZM162 172V171H161ZM187 172V171H186ZM204 172V171H203ZM202 172V173H203ZM222 172V171H221ZM241 172V171H240ZM33 173V172H32ZM38 173H40V171L38 172ZM71 173V172H70ZM75 173V172H74ZM83 173V172H82ZM90 173V172H89ZM88 173V174H89ZM111 173V172H110ZM122 173V172H121ZM124 173V172H123ZM122 173V174H123ZM140 173V172H139ZM153 173H155V172H153ZM176 173V172H175ZM177 173H179V172H177ZM189 173V172H188ZM230 173V172H229ZM231 173H232V171H231ZM245 173V172H244ZM10 174V173H9ZM45 174H46V172H45ZM60 173H58V175H59ZM87 174V175H88ZM91 174H92V172H91ZM116 174H117V172H116ZM128 174V173H127ZM130 174V173H129ZM132 174V173H131ZM170 174V173H169ZM173 174V173H172ZM199 174V173H198ZM220 174V173H219ZM12 175V174H11ZM54 175H56V174H54ZM62 175H66V174H62ZM100 175V174H99ZM124 175V174H123ZM178 175V174H177ZM217 175V174H216ZM33 176H35V175H33ZM50 176V175H49ZM52 176V175H51ZM75 176V175H74ZM101 176V175H100ZM111 176H112V174H111ZM117 176H118V174H117ZM125 176V175H124ZM154 176V175H153ZM17 177V176H16ZM70 177V176H69ZM83 177H84V175H83ZM88 177H90V176H88ZM113 177V176H112ZM120 177V176H119ZM145 177H147V176H145ZM144 177V178H145ZM148 177H151V176H148ZM172 177V176H171ZM231 177V176H230ZM239 177V176H238ZM15 178V177H14ZM13 178V179H14ZM19 178V177H18ZM44 178V177H43ZM49 178V177H48ZM73 177H71V179H72ZM82 178V177H81ZM87 178V177H86ZM129 178V177H128ZM158 178V177H157ZM170 178V177H169ZM194 178V177H193ZM218 178V177H217ZM233 178H235V177H233ZM258 178V177H257ZM4 179V178H3ZM12 179V180H13ZM21 179V178H20ZM24 179V178H23ZM37 179H38V177H37ZM41 179H42V177H41ZM70 179V180H71ZM88 179V178H87ZM94 179V178H93ZM107 179V178H106ZM114 179V178H113ZM149 179V178H148ZM148 179H146V180H148ZM185 179V178H184ZM220 179V178H219ZM237 179V178H236ZM262 179V178H261ZM9 180V179H8ZM15 180V179H14ZM18 180V179H17ZM48 180H50V179H48ZM52 180H54L53 178H52ZM56 180H59V179H56ZM62 180V179H61ZM64 180V179H63ZM79 180H80V178H79ZM129 180V179H128ZM163 180V179H162ZM169 180V179H168ZM192 180V179H191ZM215 180H217V179H215ZM46 181V180H45ZM55 181V180H54ZM76 181H77V179H76ZM82 181V180H81ZM87 181V180H86ZM94 181H97L96 179L94 180ZM120 181V180H119ZM145 181V180H144ZM150 181V180H149ZM195 181V180H194ZM193 181V182H194ZM197 181V180H196ZM256 181V180H255ZM261 181V180H260ZM39 182V181H38ZM61 182V181H60ZM107 182V181H106ZM112 182V181H111ZM116 182H118V181H116ZM147 182V181H146ZM153 182V181H152ZM151 182V183H152ZM184 182V181H183ZM40 183H42V182H40ZM47 183H49V182H47ZM59 183V182H58ZM58 183H56V184H58ZM71 183V182H70ZM115 183V182H114ZM149 183V182H148ZM174 183V182H173ZM214 183V182H213ZM242 183V182H241ZM246 183H248V182H246ZM11 184V183H10ZM19 184V183H18ZM28 184V183H27ZM33 185H34V183H32ZM51 184V183H50ZM55 184V183H54ZM54 184H52V187H53V185ZM77 184V183H76ZM86 184H87V182H86ZM95 184V183H94ZM129 184V183H128ZM150 184V183H149ZM176 184H178L177 182H176ZM212 184V183H211ZM224 184V183H223ZM249 184H250V182H249ZM262 184H264V183H262ZM25 185V184H24ZM29 185V184H28ZM38 185V184H37ZM44 185V184H43ZM106 185V184H105ZM112 185V184H111ZM117 186H118V184H116ZM144 185H147V184H144ZM152 185V184H151ZM182 185V184H181ZM205 185V184H204ZM226 185V184H225ZM246 185V184H245ZM39 186V185H38ZM67 186V185H66ZM70 186V185H69ZM93 186V185H92ZM97 186V185H96ZM108 186V185H107ZM106 186V187H107ZM161 186V185H160ZM160 186H159V188H160ZM178 186V185H177ZM176 186V187H177ZM184 186V185H183ZM238 186H239V183H238ZM1 187V186H0ZM12 187H13V185H12ZM16 187V186H15ZM25 187V186H24ZM27 187V186H26ZM44 187V186H43ZM49 187V186H48ZM65 187V186H64ZM78 187H80V186H78ZM98 187V186H97ZM103 187V186H102ZM169 188L171 187V185L170 186H168ZM82 188V187H81ZM113 188V187H112ZM181 188V187H180ZM240 188V187H239ZM251 188V187H250ZM11 189V188H10ZM16 189H18V188H16ZM50 189V188H49ZM48 189V190H49ZM60 189V188H59ZM71 189V188H70ZM87 189H88V187H87ZM99 189V188H98ZM111 189V188H110ZM165 189H166V187H165ZM172 189V188H171ZM187 189V188H186ZM234 189V188H233ZM245 189V188H244ZM248 189H249V185H248ZM24 190H26V189H24ZM57 190V189H56ZM73 190V189H72ZM105 190V189H104ZM119 190V189H118ZM163 190V189H162ZM179 190V189H178ZM203 190V189H202ZM205 190V189H204ZM220 190V189H219ZM224 190V189H223ZM237 190V189H236ZM250 190V189H249ZM252 190H254V189H252ZM4 191V190H3ZM50 191V190H49ZM52 191V190H51ZM64 192L63 190H60V192ZM70 191V190H69ZM92 191V190H91ZM101 191H103V190H101ZM106 192H107V190H105ZM167 191V190H166ZM174 191V190H173ZM196 191V190H195ZM214 191H216V190H214ZM221 191V190H220ZM247 191V190H246ZM5 192H6V190H5ZM28 192H29V190H28ZM53 192V191H52ZM71 192V191H70ZM75 192V191H74ZM88 192V191H87ZM109 192H110V190H109ZM111 192H114V190H112ZM116 192V191H115ZM124 192V191H123ZM180 192V191H179ZM184 193H185V191H183ZM207 192V191H206ZM1 193V192H0ZM40 193V192H39ZM85 193V192H84ZM127 192H125L124 194H126ZM162 193V192H161ZM180 193H182V192H180ZM204 193V192H203ZM209 193H210V190H209ZM214 193V192H213ZM216 193V192H215ZM219 193V192H218ZM224 193V192H223ZM232 193V192H231ZM60 194V193H59ZM66 194V193H65ZM70 194H72V193H70ZM83 194V193H82ZM108 194V193H107ZM114 194V193H113ZM122 194V193H121ZM135 194V193H134ZM154 194V193H153ZM167 194V193H166ZM170 194V193H169ZM199 194V193H198ZM211 195H212V192L210 193ZM220 194V193H219ZM238 194V193H237ZM249 194V193H248ZM253 194V193H252ZM75 195V194H74ZM74 195H72V196H74ZM177 195V194H176ZM210 195V197H212ZM242 195V194H241ZM23 196H24V194H23ZM22 196V197H23ZM51 196V195H50ZM61 196V195H60ZM64 196V195H63ZM67 196H68V191H67ZM71 196V195H70ZM118 196V195H117ZM125 196V195H124ZM155 196V195H154ZM160 196V195H159ZM168 196V195H167ZM169 196H171V195H169ZM238 196V195H237ZM254 196V195H253ZM36 197V196H35ZM42 197V196H41ZM54 197V196H53ZM85 197V196H84ZM108 197V196H107ZM110 197H114V196H110ZM109 197V198H110ZM183 197V196H182ZM196 197V196H195ZM219 197V196H218ZM235 197V196H234ZM254 197H256V196H254ZM0 198H1V196H0ZM11 198V197H10ZM30 198V197H29ZM80 198V197H79ZM105 198H106V196H105ZM171 198V197H170ZM227 198H229L228 196H227ZM249 198V197H248ZM252 198V197H251ZM3 199H5V198H3ZM7 199V198H6ZM15 199V198H14ZM23 199V198H22ZM24 199H25V196H24ZM28 199V198H27ZM37 199V198H36ZM63 199V198H62ZM65 199V198H64ZM76 199H77V197H76ZM116 199V198H115ZM118 199H119V197H118ZM145 199V198H144ZM148 199V198H147ZM156 199V198H155ZM192 199V198H191ZM216 199V198H215ZM257 199V198H256ZM261 199V198H260ZM11 200V199H10ZM26 200V199H25ZM44 200V199H43ZM56 200V199H55ZM94 200V199H93ZM98 200H99V198H98ZM109 200V199H108ZM119 200H121V199H119ZM118 200V201H119ZM129 200V199H128ZM127 200V201H128ZM154 200V199H153ZM169 200V199H168ZM177 200V199H176ZM193 200H195V198L193 199ZM211 200V199H210ZM218 200V199H217ZM243 200V199H242ZM241 200V201H242ZM250 200V199H249ZM255 200V199H254ZM3 200H1V202H2ZM7 201V200H6ZM47 201V200H46ZM62 201V200H61ZM64 201H66V200H64ZM74 201V200H73ZM111 201V200H110ZM115 201V200H114ZM131 201V200H130ZM163 201V200H162ZM179 201V200H178ZM183 201V200H182ZM185 201V200H184ZM191 201V200H190ZM220 201V200H219ZM256 201V200H255ZM261 201V200H260ZM17 202V201H16ZM22 202V201H21ZM29 202V201H28ZM48 202V201H47ZM59 202V201H58ZM69 202V201H68ZM67 202V203H68ZM75 202H76V200H75ZM88 202V201H87ZM90 202V201H89ZM103 202H105V201H103ZM102 202V203H103ZM121 202V201H120ZM124 202V201H123ZM137 202V201H136ZM142 202H144V200L142 201ZM168 202V201H167ZM195 202V201H194ZM215 202V201H214ZM237 202V201H236ZM263 202V201H262ZM10 203V202H9ZM51 203V202H50ZM79 203V202H78ZM83 203V202H82ZM101 203V202H100ZM112 203V202H111ZM131 203V202H130ZM140 203H141V201H140ZM154 203V202H153ZM162 203V202H161ZM228 203V202H227ZM5 204V203H4ZM25 204V203H24ZM23 204V205H24ZM54 204V203H53ZM56 204V203H55ZM59 204V203H58ZM76 204V203H75ZM83 204H85V202L83 203ZM88 204H90V203H88ZM106 204V203H105ZM104 204V205H105ZM136 205H137V203H135ZM139 204V203H138ZM157 203L155 202V205H156ZM164 204V203H163ZM195 204V203H194ZM193 204V205H194ZM244 204V203H243ZM249 204H250V202H249ZM254 204V203H253ZM11 205V204H10ZM20 206L19 207H21V204H19ZM51 205V204H50ZM60 205V204H59ZM65 205V204H64ZM70 205V204H69ZM95 205V204H94ZM110 205V204H109ZM119 205V204H118ZM127 205V204H126ZM140 205V204H139ZM146 205V204H145ZM148 205V204H147ZM169 205H171V204H169ZM173 205V204H172ZM239 205V204H238ZM256 205H258L257 203H256ZM41 206V205H40ZM53 206H55V205H53ZM141 206V205H140ZM158 206V205H157ZM165 206V205H164ZM167 207H168V205H166ZM175 206V205H174ZM202 206V205H201ZM204 206V205H203ZM202 206V207H203ZM215 206V205H214ZM220 206H222L221 204H220ZM1 207V206H0ZM9 207V206H8ZM15 207V206H14ZM57 207V206H56ZM81 207V206H80ZM104 207H107V206H104ZM118 207V206H117ZM154 207V206H153ZM234 207V206H233ZM236 207V206H235ZM261 207H263V205L261 206ZM46 208V207H45ZM69 208H70V206H69ZM94 208V207H93ZM96 208V207H95ZM98 208V207H97ZM115 208V207H114ZM195 208H197V207H195ZM205 208V207H204ZM216 208V207H215ZM254 208V207H253ZM2 209V208H1ZM5 209H7V208H5ZM10 208H8V210H9ZM12 209V208H11ZM27 209V208H26ZM32 209V208H31ZM40 209V208H39ZM47 209V208H46ZM49 209V208H48ZM62 209V208H61ZM112 209V208H111ZM116 209V208H115ZM114 209V210H115ZM121 209V208H120ZM139 209V208H138ZM162 209V208H161ZM193 209V208H192ZM221 209V208H220ZM219 209V210H220ZM223 209V208H222ZM221 209V210H222ZM227 209H229V207H227ZM242 209V208H241ZM256 209V208H255ZM263 209H264V207H263ZM43 210V209H42ZM57 210V209H56ZM55 210V211H56ZM65 210V209H64ZM155 210V209H154ZM158 210H159V208H158ZM162 210H165L164 208L162 209ZM181 210V209H180ZM204 210V209H203ZM217 210V209H216ZM221 210H220V212H221ZM252 210V209H251ZM70 211V210H69ZM102 211V210H101ZM100 211V212H101ZM103 211H104V209H103ZM133 211V210H132ZM141 211V210H140ZM145 211V210H144ZM153 211V210H152ZM167 211V210H166ZM211 211V210H210ZM230 211V210H229ZM240 212H242L243 210H239ZM17 212H18V210H17ZM45 212V211H44ZM58 212V214H59V211H57ZM76 212H77V210H76ZM111 212V211H110ZM119 213H120V211H118ZM131 212V211H130ZM139 212V211H138ZM137 212V213H138ZM195 211H193V213H194ZM257 212V211H256ZM1 213H3V212H1ZM94 214H95V212H93ZM106 214H107V212H105ZM128 213V212H127ZM134 213V212H133ZM141 213V212H140ZM147 213V212H146ZM145 213V214H146ZM158 213V212H157ZM166 213H168V212H166ZM171 213H172V211H171ZM171 213H170V215H171ZM202 213H203V211H202ZM209 213V212H208ZM211 213H212V211H211ZM217 213V212H216ZM224 213V212H223ZM57 214V215H58ZM62 214H64V213H62ZM72 214V213H71ZM78 214V213H77ZM105 214V215H106ZM113 214V213H112ZM115 214V213H114ZM175 214V213H174ZM196 214H198V212L196 213ZM195 214V215H196ZM228 214V213H227ZM234 213H232V215H233ZM29 215V214H28ZM60 215V214H59ZM87 215V214H86ZM101 215H103V214H101ZM110 215V214H109ZM119 215V214H118ZM118 215H117V217H118ZM122 215V214H121ZM127 215H129V214H127ZM132 215H135V214H132ZM141 215V214H140ZM139 215V216H140ZM150 215V214H149ZM208 215H210V214H208ZM216 215V214H215ZM219 215L221 216V213H219ZM22 216V215H21ZM44 216H45V214H44ZM47 216V215H46ZM66 216H67V214H66ZM75 216V215H74ZM77 216V215H76ZM112 216V215H111ZM181 216V215H180ZM204 216V215H203ZM223 216H224V214H223ZM234 216V215H233ZM232 216V217H233ZM19 217V216H18ZM33 217H34V215H33ZM38 217V216H37ZM43 217V216H42ZM65 217V216H64ZM105 217V216H104ZM124 217V216H123ZM130 217V216H129ZM128 217V218H129ZM143 217H144V215H143ZM185 217V216H184ZM183 217V218H184ZM226 217V216H225ZM224 217V218H225ZM247 217V216H246ZM2 218V217H1ZM4 218V217H3ZM35 218V217H34ZM48 218V217H47ZM78 218V217H77ZM102 218V217H101ZM107 218H109V217H107ZM111 218H113V217H110V219ZM121 218V217H120ZM135 218H136V216H135ZM198 218H199V215H198ZM211 218V217H210ZM221 218H222V216H221ZM241 218V217H240ZM37 219V218H36ZM40 219V218H39ZM44 219V218H43ZM57 219V218H56ZM65 219V218H64ZM68 219V218H67ZM89 220H91L90 218H88ZM103 219V218H102ZM106 219V218H105ZM110 219H108L109 221H110ZM132 219H133V216H132ZM141 219V218H140ZM145 219V218H144ZM143 219V220H144ZM151 219H153V218H150V220ZM157 219V218H156ZM192 219V218H191ZM212 219V218H211ZM4 220V219H3ZM14 220V219H13ZM22 220H24V219H22ZM40 220H42V219H40ZM50 220V219H49ZM79 220V219H78ZM114 220V219H113ZM122 220V219H121ZM121 220H120V222H121ZM135 220V219H134ZM149 220V219H148ZM187 220H188V218H187ZM215 220V219H214ZM243 220V219H242ZM5 221H7V220H5ZM43 221V220H42ZM41 221V222H42ZM57 221H59V220H57ZM82 221V220H81ZM85 221V220H84ZM127 221H129V220H126V222ZM137 221L139 222V220L137 219ZM181 221V220H180ZM211 221V220H210ZM217 220H215V222H216ZM233 221V220H232ZM244 221V220H243ZM253 221V220H252ZM22 222V221H21ZM44 222H46V221H44ZM69 222V221H68ZM67 222V223H68ZM92 222V221H91ZM105 222V221H104ZM113 222V221H112ZM115 222V221H114ZM123 222V221H122ZM134 222V221H133ZM136 222V221H135ZM146 222V221H145ZM148 222V221H147ZM146 222V223H147ZM177 222V221H176ZM230 222V221H229ZM228 222V223H229ZM246 222V221H245ZM9 223V222H8ZM28 223V222H27ZM31 223V222H30ZM57 223V222H56ZM55 223V224H56ZM106 223V222H105ZM128 223V222H127ZM129 223H130V221H129ZM150 223H151V221H150ZM157 223V222H156ZM155 223V224H156ZM160 223V222H159ZM165 223H166V221H165ZM231 223V222H230ZM247 223V222H246ZM42 224V223H41ZM101 224V223H100ZM100 224H99V226H100ZM103 224V223H102ZM110 224V223H109ZM114 224V223H113ZM116 225H117V222L115 223ZM119 224V223H118ZM131 224V223H130ZM145 224V223H144ZM148 224V223H147ZM152 224V223H151ZM168 224V223H167ZM192 224V223H191ZM196 224V223H195ZM212 224V223H211ZM216 224H217V222H216ZM215 224V225H216ZM233 224H235V223H233ZM248 224V223H247ZM10 225V224H9ZM36 225V224H35ZM68 225V224H67ZM107 225V224H106ZM121 225V224H120ZM119 225V226H120ZM139 225V224H138ZM140 225H142V224H140ZM149 225V224H148ZM161 225V224H160ZM172 225V224H171ZM209 225V224H208ZM224 225V224H223ZM28 226V225H27ZM43 226V225H42ZM49 226H50V224H49ZM52 226H54V225H52ZM56 226H58V225H56ZM69 226L71 227V225H70V222H69ZM75 226V225H74ZM82 226V225H81ZM123 226V225H122ZM124 226H125V224H124ZM137 226V225H136ZM135 226V227H136ZM145 226V225H144ZM143 226V227H144ZM173 226V225H172ZM175 226V225H174ZM230 226V225H229ZM236 226H237V224H236ZM241 226V225H240ZM246 226V225H245ZM18 227V226H17ZM23 227V226H22ZM22 227H21V229H22ZM59 227V226H58ZM101 227V226H100ZM107 227H110V226H107ZM114 227V226H113ZM116 227V226H115ZM121 227V226H120ZM125 227H127V225L125 226ZM130 227V226H129ZM138 227V226H137ZM156 227V226H155ZM182 227V226H181ZM191 227V226H190ZM227 227H228V225H227ZM244 227V226H243ZM27 229H29V227H27ZM33 229V228H32ZM63 229H64V227H63ZM102 229H103V227H102ZM139 229H140V227H139ZM149 229H150V227H149ZM148 229V230H149ZM230 229H231V227H230ZM234 229H235V227H234ZM239 229H240V227H239ZM245 229H246V227H245ZM2 230H3V227H2ZM54 230H56L55 229V227H54ZM104 230V229H103ZM136 230V229H135ZM145 230H146V227H145ZM152 230H154V229H152ZM166 230V229H165ZM172 230V229H171ZM184 230V229H183ZM1 231V230H0ZM4 231V230H3ZM7 231V230H6ZM14 231V230H13ZM21 231V230H20ZM35 231V230H34ZM74 231H76V230H74ZM78 231V230H77ZM108 231V230H107ZM111 231V230H110ZM115 231V230H114ZM113 231V232H114ZM116 231L118 232V230L116 229ZM126 231V230H125ZM124 231V232H125ZM130 231V230H129ZM140 231V230H139ZM151 231V230H150ZM149 231V232H150ZM196 231V230H195ZM208 231H210V230H208ZM223 231V230H222ZM240 231V230H239ZM243 231H244V229H243ZM245 231H247V230H245ZM22 233H23V231H21ZM28 232H29V230H28ZM28 232H26V233H28ZM56 232V231H55ZM88 232V231H87ZM92 232V231H91ZM104 232V231H103ZM109 232V231H108ZM112 232V231H111ZM119 232H120V230H119ZM131 232V231H130ZM147 231H145V233H146ZM159 232V231H158ZM199 232V231H198ZM203 232V231H202ZM224 232V231H223ZM13 233V232H12ZM21 233V234H22ZM45 233V232H44ZM49 233V232H48ZM52 233V232H51ZM71 233H72V231H71ZM76 233V232H75ZM84 233V232H83ZM110 233V232H109ZM127 233V232H126ZM134 233V232H133ZM139 233V232H138ZM182 233H183V231H182ZM191 233V232H190ZM6 234V233H5ZM8 234V233H7ZM20 234V235H21ZM53 234V233H52ZM61 234V233H60ZM85 234V233H84ZM94 234V233H93ZM122 234H124V233H122ZM128 234V233H127ZM132 234V233H131ZM136 234V233H135ZM140 234H141V231H140ZM152 234V233H151ZM154 234V233H153ZM153 234H152V236H153ZM157 234V233H156ZM165 234H167V233H165ZM164 234V235H165ZM185 234H187V233H185ZM184 234V235H185ZM207 234V233H206ZM232 234V233H231ZM235 234V233H234ZM243 234H245V233H243ZM247 234V233H246ZM10 235V234H9ZM15 235V234H14ZM19 235V236H20ZM37 235V234H36ZM57 235V234H56ZM61 235H63V234H61ZM114 235V234H113ZM129 235H130V233H129ZM148 235V234H147ZM170 235H171V233H170ZM183 235V236H184ZM215 235V234H214ZM220 235V234H219ZM233 235V234H232ZM236 235V234H235ZM13 236V235H12ZM11 236V237H12ZM18 236V237H19ZM24 236L25 235H23L22 237L24 238ZM45 236V235H44ZM48 236H49V234H48ZM52 236V235H51ZM65 236V235H64ZM85 236V235H84ZM86 236H88L87 235V233H86ZM109 236V235H108ZM132 236V235H131ZM137 236V235H136ZM194 237H195V235H193ZM231 236V235H230ZM1 237V236H0ZM16 237V236H15ZM67 237V236H66ZM65 237V238H66ZM91 237V236H90ZM124 237V236H123ZM126 237H128V236H126ZM125 237V238H126ZM133 237H135L134 235H133ZM144 237H145V234H144ZM143 237V238H144ZM172 237H174V236H172ZM190 237V236H189ZM192 237V236H191ZM201 237H202V235H201ZM221 237V236H220ZM4 238H6V237H4ZM13 238V237H12ZM41 238V237H40ZM47 238V237H46ZM61 238V237H60ZM73 238V237H72ZM79 238V237H78ZM107 238V237H106ZM117 238H118V235H117ZM119 238H121V236L119 237ZM138 238V237H137ZM146 238V237H145ZM148 238V237H147ZM164 238V237H163ZM182 238V237H181ZM225 238V237H224ZM235 238V237H234ZM14 239V238H13ZM16 240L18 239V238H15ZM27 239V238H26ZM25 239V240H26ZM52 239V238H51ZM67 239H68V237H67ZM77 239V238H76ZM105 239V238H104ZM129 239H130V237H129ZM162 239V238H161ZM184 239H185V236H184ZM191 239V238H190ZM194 239V238H193ZM200 239V238H199ZM223 239V238H222ZM231 239V238H230ZM237 239V238H236ZM7 240V239H6ZM24 239H22L21 241H23ZM28 240H29V238H28ZM31 240V239H30ZM44 240V239H43ZM55 240V239H54ZM88 240V239H87ZM92 240V239H91ZM102 240V239H101ZM112 240V239H111ZM119 240V239H118ZM117 240V241H118ZM134 240V239H133ZM138 240V239H137ZM175 240V239H174ZM181 240V239H180ZM56 241V240H55ZM61 241V240H60ZM96 241V240H95ZM99 241V239L97 240V242ZM148 241V240H147ZM153 241V240H152ZM160 241V240H159ZM189 241V240H188ZM195 241H196V237H195ZM224 241V240H223ZM222 241V242H223ZM19 243H20V241H18ZM49 242V241H48ZM71 242V241H70ZM124 242V241H123ZM135 242V241H134ZM150 242V241H149ZM148 242V243H149ZM169 242V241H168ZM190 242V241H189ZM263 242H264V228L262 227V226H257V227H254L252 230H251V232L250 233H248L245 237H243V236H241V235H239V237H238V240H237V245H239V246H241V247H244V248H247V249H254V248H256L257 246H258V244H263ZM9 243V242H8ZM14 243V242H13ZM58 243H59V241H58ZM61 243H62V241H61ZM63 243H64V241H63ZM76 243V242H75ZM83 243H85V242H83ZM108 243V242H107ZM112 243V242H111ZM115 243V242H114ZM122 243V242H121ZM131 243V242H130ZM138 243V242H137ZM136 243V244H137ZM151 243V242H150ZM154 243V242H153ZM179 243V242H178ZM177 243V244H178ZM217 243H219V242H217ZM232 243V242H231ZM17 244V243H16ZM25 244H26V241H25ZM40 244V243H39ZM47 244H49V243H47ZM54 244H56V243H54ZM77 244V243H76ZM87 244V243H86ZM104 244V243H103ZM106 244V243H105ZM110 244V243H109ZM120 244V243H119ZM123 244V243H122ZM141 244V243H140ZM185 244V243H184ZM190 244V243H189ZM226 244V243H225ZM31 245V244H30ZM82 245V244H81ZM134 245V244H133ZM155 245V244H154ZM166 245V244H165ZM169 245H170V243H169ZM207 245V244H206ZM209 245H211V244H209ZM208 245V246H209ZM223 245H224V243H223ZM230 245V244H229ZM6 246V245H5ZM14 246V245H13ZM39 246H42V245H39ZM47 246V245H46ZM52 246H54V245H52ZM110 246V245H109ZM115 246V245H114ZM146 246V245H145ZM148 246H149V244H148ZM158 246V245H157ZM172 246V245H171ZM194 246V245H193ZM212 246V245H211ZM219 246V245H218ZM33 247V246H32ZM35 247H37L36 245H35ZM55 247V246H54ZM58 247V246H57ZM62 247V246H61ZM97 247V246H96ZM122 247H123V245H122ZM139 247V246H138ZM160 247V246H159ZM207 247V246H206ZM226 247V246H225ZM229 247V246H228ZM235 247V246H234ZM23 248V247H22ZM30 248V247H29ZM76 248V247H75ZM91 248V247H90ZM145 248V247H144ZM219 248V247H218ZM230 248V247H229ZM236 248V247H235ZM3 249V248H2ZM18 249V248H17ZM50 249V248H49ZM52 249V248H51ZM85 249V248H84ZM115 249V248H114ZM123 249H125V248H123ZM139 249V248H138ZM142 249V248H141ZM159 249V248H158ZM184 249V248H183ZM190 249H191V247H190ZM197 249V248H196ZM204 249V248H203ZM212 249H213V247H212ZM258 249H260V248H258ZM1 250V249H0ZM21 250V249H20ZM39 250V249H38ZM44 250V249H43ZM86 250V249H85ZM93 250V249H92ZM106 250H107V248H106ZM144 250V249H143ZM149 250H151V249H149ZM160 250V249H159ZM164 250H165V248H164ZM176 250V249H175ZM199 250V249H198ZM197 250V251H198ZM218 250V249H217ZM222 250V249H221ZM246 250V249H245ZM5 251V250H4ZM13 251H14V249H13ZM19 251V250H18ZM18 251H17V253H18ZM24 251V250H23ZM66 251V250H65ZM77 251V250H76ZM94 251H95V249H94ZM115 251V250H114ZM127 251V250H126ZM133 251V250H132ZM191 251V250H190ZM193 251V250H192ZM206 251V250H205ZM212 251V250H211ZM256 251V250H255ZM0 252H2V251H0ZM87 252V251H86ZM121 252V251H120ZM147 252V251H146ZM152 252V251H151ZM167 252V251H166ZM182 252H184V251H182ZM207 252H209V251H207ZM218 252V251H217ZM94 253V252H93ZM102 253V252H101ZM125 253V252H124ZM134 253V252H133ZM169 253V252H168ZM204 253V252H203ZM247 253V252H246ZM256 253V252H255ZM258 253V252H257ZM262 253V252H261ZM2 254V253H1ZM0 254V255H1ZM7 254H9V253H7ZM25 254V253H24ZM33 254V253H32ZM35 254H37V253H35ZM53 254V253H52ZM63 254V253H62ZM89 254V253H88ZM98 254V253H97ZM127 254V253H126ZM131 254V253H130ZM147 255H146V257L148 256V253H146ZM179 254V253H178ZM188 254V253H187ZM264 254V253H263ZM262 254V255H263ZM21 255V254H20ZM44 255V254H43ZM74 255H77V254H74ZM87 255V254H86ZM99 255V254H98ZM108 255V254H107ZM112 255V254H111ZM116 255V254H115ZM122 255V254H121ZM145 255V254H144ZM162 255V254H161ZM183 255V254H182ZM186 255V254H185ZM189 255H190V253H189ZM260 255V254H259ZM261 255V256H262ZM57 256V255H56ZM59 256V255H58ZM101 256H103V255H101ZM125 256V255H124ZM129 256V255H128ZM138 256V255H137ZM172 256V255H171ZM170 256V257H171ZM201 256V255H200ZM219 256H221L220 254H219ZM4 257V256H3ZM6 257H8L9 258V256H6ZM34 257V256H33ZM55 257V256H54ZM106 257V256H105ZM104 257V258H105ZM114 257V256H113ZM117 257V256H116ZM130 257V256H129ZM134 257V256H133ZM144 257V256H143ZM152 257H154V256H152ZM151 257V258H152ZM191 257V256H190ZM209 257V256H208ZM214 257V256H213ZM11 259H12V257H10ZM44 258V257H43ZM64 258V257H63ZM66 258V257H65ZM76 259H77V257H75ZM84 258V257H83ZM103 258V259H104ZM108 258V257H107ZM106 258V259H107ZM175 258V257H174ZM192 258V257H191ZM203 258V257H202ZM207 258V257H206ZM264 258V257H263ZM17 259H18V257H17ZM30 259V258H29ZM50 259V258H49ZM70 259H71V257H70ZM69 259V260H70ZM85 259V258H84ZM96 259H97V257H96ZM119 259V258H118ZM146 258L144 257V260H145ZM186 259H188V258H186ZM185 259V260H186ZM192 259H194V257L192 258ZM212 259V258H211ZM223 259H224V257H223ZM259 259H261V257L259 258ZM2 260V259H1ZM42 260V259H41ZM79 260H80V258H79ZM108 260V259H107ZM109 260H111V259H109ZM113 260V259H112ZM115 260H116V258H115ZM115 260H114V262H115ZM134 260H135V258H134ZM174 260V259H173ZM172 260V261H173ZM195 260V259H194ZM193 260V261H194ZM200 260H201V258H200ZM215 260V259H214ZM246 260V259H245ZM11 261V260H10ZM14 261V260H13ZM20 261H21V259H20ZM57 261V260H56ZM86 261H88V260H86ZM93 261V260H92ZM101 261V260H100ZM122 261V260H121ZM120 261V262H121ZM128 261V260H127ZM131 261H132V259H131ZM146 261V260H145ZM150 261V260H149ZM148 261V262H149ZM161 261V260H160ZM182 261V260H181ZM196 261V260H195ZM227 261V260H226ZM259 261V260H258ZM23 262V261H22ZM47 262V261H46ZM65 262V261H64ZM90 262H91V260H90ZM94 262V261H93ZM105 262V261H104ZM117 262V261H116ZM143 262V261H142ZM147 262V261H146ZM147 262V263H148ZM152 262H153V260H152ZM238 262H239V260H238ZM237 262V263H238ZM11 263V262H10ZM13 263V262H12ZM34 263V262H33ZM51 263V262H50ZM58 263H60V262H58ZM69 263V262H68ZM80 263V262H79ZM125 263V262H124ZM157 263V262H156ZM161 263V262H160ZM159 263V264H160ZM163 263V262H162ZM193 263H195V262H193ZM200 263V262H199ZM203 263V262H202ZM216 263V262H215ZM249 263V262H248ZM3 264V263H2ZM15 264V263H14ZM82 264V263H81ZM103 264V263H102ZM117 264V263H116ZM119 264V263H118ZM126 264V263H125ZM129 264H130V262H129ZM150 264V263H149ZM211 264V263H210ZM223 264V263H222ZM243 264V263H242ZM251 264V263H250ZM259 264V263H258ZM262 264H263V262H262Z\"/></svg>",
    "mask_w": 264,
    "mask_h": 264
}]
</instances>
